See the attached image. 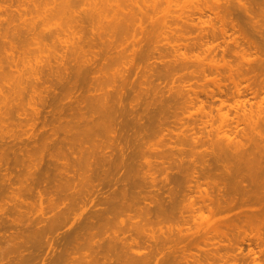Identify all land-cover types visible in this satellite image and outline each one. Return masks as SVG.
Returning <instances> with one entry per match:
<instances>
[{"label": "rangeland", "instance_id": "374dc122", "mask_svg": "<svg viewBox=\"0 0 264 264\" xmlns=\"http://www.w3.org/2000/svg\"><path fill=\"white\" fill-rule=\"evenodd\" d=\"M89 1L91 3V4L88 3L90 6L92 4H94V1L91 2V0H87L84 3L81 1L79 4V7L75 8V9H77L76 10L77 12H76L75 18H74V22H76V23H74L75 24V28L73 30L74 32L71 35L63 36L61 39H56L55 36L59 35V33L61 32V29H62V25L64 23V17L62 15L61 11L60 12L57 11V8L60 10V7H61L60 3L62 2V0H0V30L2 31L0 34V36H1L0 37V112H2V110L6 111L9 108L8 111H6L5 113L3 112L4 114L3 113L0 114V116L3 115L7 118V119H5V117H4V120H3L2 119L3 116L0 117V119H1V123H0V145H2L1 147H3L2 151H0V156L3 155V153H4L3 156L6 158H9L8 159L9 162L7 161L9 163V165L11 163L10 161H12L14 158H16V160L15 161L13 160V162L11 164L12 166H15L16 168L12 167L10 165L13 168V169L10 168V170L11 169L13 170V171L11 170L12 175L14 173L15 177L16 176L19 177V178H17V177L15 178V180L17 182L13 179L15 181L14 187H16V190L11 191L12 188H10L9 190L7 189L8 190V193H7V190L5 188L6 191H4V194L2 195L0 193L1 194L0 195V203H1L0 205L1 206L3 205L2 208L7 207L6 211H5V208L3 209L4 211H2L1 207H0V215L2 213H4V214L8 215V216H6V219L8 221L11 220L10 223L7 222L5 224V226H2V228L0 229V260H1L0 264L1 263L7 264L6 262H8V264H18L19 262H20L19 264H25V263L29 264L28 261L31 262L32 259L34 260L33 254H36V255L39 254V256L41 255L40 257H42V258H43V255L45 257L47 255V257H48V253H46V250H47V252L49 251V253H51L52 251L49 250V247H47V249L45 248L46 247L45 241L48 243L47 240L50 238L56 240L57 245L59 243L61 244L58 246V248H60V246L65 247L66 245H68L69 253L72 251L70 256L68 254V258H69L68 261L66 260L67 263L70 262L69 264H88V263H90V261H89V260H91L90 258H93V254L99 255L100 260H102V258H104L105 256L107 258H113V262H115L113 264H116V262L119 261L118 258H121V259L124 258L125 259V257H127V256L128 257L126 259L127 260L126 263L128 262L129 264H138L139 262H141L142 259H136L137 257H139V256L136 257L137 254L142 255V257H145L146 260H148V258H150L149 259L150 263H148V264H161V263L162 264H164V263L165 264H264V254H263L264 253V249H263L264 246H262V245H264V240L262 242V239L264 238L263 237L264 225L263 224L260 225V223H257L258 224L257 225L253 221H251V223L249 224L250 221L248 222L247 220H245L243 218V216L239 220H237L238 222L235 220H234V222H232L230 220V218L227 216L231 215L233 213L237 214L236 212H238V210H240L237 208L234 210H225V211L224 210L223 211L214 210L215 211L214 212V211L210 210L211 208L209 207V206H212V205H210L211 204L210 203L211 198L209 199V197H212L211 195H215V192H216L215 186H213V185L219 184V182L216 184L215 181H220V184H221V180H222V176H221L222 174L220 176H219V174H218V176L215 175L218 173L217 171L221 172L220 171L221 169H217L218 166L214 165L216 163L212 164L214 162L213 160H215L214 158H212L213 157L212 155L214 154L213 153L214 147L216 145V141H218L220 138L221 139L224 138V136L227 133V130L230 128V126H228L226 124V122L224 121V118H222L220 112H222L224 114L230 113L229 115H231V116L234 115V117H235V115L237 114L236 111L238 110V106L240 103L239 100L246 98V97H247L246 99L249 100L247 103V107L251 108L250 103H252L253 104L252 109L256 112V104L255 103H256V101H258L260 99L261 96H264V89H263L257 95H254L253 92L252 93L246 92L245 93V94H247L246 96L239 97L235 88H234L235 86L232 83L233 80H231L233 78H232V76L228 75V73L230 74V72H228V71L230 70L231 65H232L233 69L232 68L231 69L233 72H231V74H233V77L235 80L239 81V83H242V85H245V84L249 83L248 80H251V77L253 78V75H254V78L252 79L253 81H250V82H251V84L253 83V86L257 85L258 90L261 89V86H260L261 84H259V83L263 82L262 80H264V77L262 78L261 75L264 76L263 75L264 73L262 74L261 71L260 70L258 71V69H256V68L260 69V67L262 66L261 62L259 63L258 59L260 61H262V59H264V9H263L264 8L263 7L264 6L263 5L264 0H123V1H125L123 3V4H125V7H124V5L121 4L122 0H120V2L115 0V1H117V3H120V5L123 6L122 9L125 10V12H124V10L120 11V12L123 13V15L124 14L126 15V13L128 14V11L130 10L128 15H129V17L130 16L133 17V18H131V20L132 19H134V20H133V25H131V27H130L131 30L129 29L128 35L124 34L126 32V31L124 32L125 28H123L121 32H120V26L116 28L118 33H116V35L113 38L108 39L107 43H109V40L111 41L112 39L116 40L117 42L115 43L112 40L111 42H114L113 43L114 45L113 46L109 45L110 49H109V47L106 46L108 44H104V42H103L106 39L102 40V38H109V36L107 34L110 31L108 28V25L110 24V19L108 18V16H107V18L109 20L107 18H105L106 16H102L103 17V18H101L102 21L100 20L101 23L100 22L97 23V21H95L93 19V17L90 15V12H87V10L89 9V8L87 9V7L89 6V5H87V2H89ZM146 4H149L151 6L150 8L153 7V10L149 9V12H151L150 17H149V14L146 16V17H149L150 19L152 18L151 20L149 18H146L145 16H143L145 12L143 13V11H142L141 12L142 14L140 13V11H141L140 8H142L141 6H143V8H144V6ZM115 5H116V3H115ZM249 5L251 6L250 7L251 11H249V12L247 11L245 13L242 6L248 7ZM252 5L255 7H253ZM261 7L263 10H261ZM252 8H254V12H252L253 11ZM256 8H257V10H255ZM84 9H86V10L84 11ZM110 9H111V7L106 8V10H105L106 12H108V15L110 13L113 14V12H115L114 10H110ZM131 10H133V11L131 12ZM239 11H240L241 15H240V13L238 14ZM85 12L89 16L86 17L84 14ZM119 13H118V15L123 17V15L119 14ZM248 13L250 16L248 15ZM103 14L107 15V14H105V12ZM112 14L109 16L111 17ZM247 15L249 17H247ZM252 16H254V17H252ZM143 17L145 19H143ZM244 17L247 19V21ZM251 17L254 19H252ZM250 18H251V21L253 24H255V22H256L255 20H257L255 27H253L254 25L252 26ZM107 21H109V23ZM233 22H235V24H237L238 26L235 27L233 25ZM106 23H107V25H106ZM139 23L143 24V25L141 24L142 28L145 26H147V28L146 27L144 29L140 28ZM239 23H240V25H239ZM99 24H101V26ZM145 24H147V25H145ZM245 24H246V26H245ZM247 24H249V27H247L248 26ZM148 25L150 27H148ZM153 25L155 26V28L153 27ZM1 28H3V29H1ZM102 28H106L104 31L105 32L107 31V32L106 33L103 32ZM154 29H155V33H156V30L158 29L159 34L158 33H156V34H158V36L160 35V37L159 38L157 37L156 40L153 38L155 41L152 43V41H150V40H153L152 37L154 36V34L151 30H154ZM5 30H7L6 32L9 31L7 33V36L8 35L9 36L8 37L6 36L3 38L2 35L3 34L6 35ZM100 30L102 32H100ZM249 31H251V33ZM97 32H98V34H97ZM208 32H210V33H208ZM99 33L100 34L102 33L103 37L101 35H99ZM150 33H152L151 34V35H153L152 37H151V35L150 36L148 35ZM250 34H252V35L250 36ZM98 35H99V37H101V39L98 38ZM149 37H151V39H149ZM246 37H248V38H246ZM249 37L251 38L250 40L252 41V43L249 40ZM6 40H7V42H6ZM146 48H147V50H145ZM197 55L200 56V58H203V59L205 58L204 62H201L203 60L200 61V59H199V57H197ZM224 59H226V60H224ZM210 61H216V62H220V63H223L224 61H226L227 65L229 64L230 67L229 66H228L229 68L227 67L228 68V71L226 70L227 72H225V71L223 72L222 69L220 68V70H221L220 74L219 73L214 74V73H211L209 70H207V68H208L207 63ZM257 61H258V66H260V67L256 66L255 62H257ZM135 62H136V64H135ZM251 62H253V63H251ZM263 62H262V64H263ZM252 64H254L256 66V68H254V65H252ZM227 65H225V66H227ZM246 66L249 67L250 69L253 68L252 69L253 71L250 70V73H249V70ZM250 66H253V67H250ZM37 67H38V69H40V67H42L40 69L42 71L38 70ZM44 67H45V69H44ZM200 67L202 69H203V67H204V69L206 67L207 68H206V70H204V69L202 70ZM34 68L36 71L34 70ZM63 68H64L65 72H67V74H65V72L63 71ZM222 68H224V66ZM261 68H263V67H261ZM224 69H226V67ZM57 70L58 71L61 70L58 73L61 74V72H63V74H61V75L58 74ZM194 70L195 71L199 70V72L197 74L193 73ZM247 70H248V72H246ZM34 71H35V73H34ZM38 71L40 72V74L38 73L39 76L45 75L41 79V80H43L42 82H44V83L39 84V82H41V81H38L36 78ZM53 71H55L56 73L55 72L53 73ZM262 71L264 72L263 69H262ZM41 72L42 73L44 72V73L41 74ZM52 73L55 75L56 74L59 75V76L56 75L57 79H56V77H54L55 75H53ZM248 73L251 75H249ZM33 74H35L36 76ZM193 74L195 76L197 75V77H195ZM225 74L228 75L230 79ZM64 75L70 76L69 79L67 76L65 78ZM31 76L32 77L34 76L33 77L34 79L36 78L35 83L32 80H30L32 78ZM46 76H48V78ZM60 76H62V77H60ZM214 76L218 77L219 80L222 82V84L224 86L223 89L228 90V88H229V90L226 92L228 94V96H223V97L227 98V100H226L227 104L225 106L220 105L219 94H218V92H216V91H218L217 86L212 82V78ZM22 77H24V81H26L25 83H21V81H23ZM26 77H29V78H26ZM44 77H45L46 81H44L45 80ZM51 77H52V79H51ZM58 77H60L61 80ZM246 77L248 80H246ZM25 78H26V80H25ZM27 79L30 80V83L32 84V86H31V84L30 85L27 84ZM62 79L64 80V83H65L64 85H63ZM254 79L256 80L257 84L254 81ZM51 80H52V82H51ZM123 80H124V82H123ZM57 81H58V85L56 84ZM60 81H62V82H60ZM125 81H127V82H125ZM258 81H260V82H258ZM67 82H68V84H67ZM73 82H74V84H77V86H74V85L72 86ZM150 82H151V84H150ZM52 83H54L53 86H52ZM66 84H67V86H66ZM123 84H125V85H123ZM126 84H128V85H126ZM49 85H51L54 88V91H57V92H55V95H53V89H51L52 87ZM68 85L69 86L71 85L72 87H76V88L75 89L71 88L72 90H70ZM262 85H263V83H262ZM25 86L27 87L26 90H25V88H26ZM45 86H47L46 87L47 89L48 88L50 89V90L48 89V91H46L48 93H46L44 91ZM54 86L56 87V90H55ZM23 88L25 91L23 90ZM118 88H120L121 90ZM140 88H141V90H140ZM231 88H234V89L231 90ZM128 89L131 91L133 90V92L129 91ZM145 89H147V90L150 89V91L155 90L154 95H157L158 92H160L157 96H155L157 99L155 97H153V99H154L153 101H152V97L149 96V97H151L150 101H152L151 102L152 104H149L150 101L148 103H146V101H148L149 99H147V100H145V99L148 98V95L150 93L152 94L153 92L151 91L149 93ZM108 90H109V92H112L111 96L115 95L113 92H116V91L119 93L120 92L123 93V94L120 93L121 97L120 96H118V97L113 96V97L114 98L117 97V99L116 98L115 99L118 101V106L120 104H122V106H124L123 105V103H124L126 106L125 109H127V110L130 109L128 111H129V115L131 116V118L133 115L134 116L137 115L136 117H138V118L140 117V120L142 118L143 121L141 120V122L144 124H141V125H144V126H142L143 127L142 128V127H140L141 126L140 125V126H138V128L140 127L141 129H144L148 124L150 125V122L151 121L153 122L155 116H156L155 119H156V122L158 123V125H159L160 120H162V119H160L161 117H163L164 119L166 118V121L162 120L163 123L162 124L160 123V126L163 127V129L159 128V126H158L160 131L162 129L161 132H163V135L161 133L159 134L157 132V134H159V135L156 136V133H153V131L156 132V129H158V128H156L157 126L155 125L156 122H154L155 127H154L153 131L149 130V132H147L149 137H150V138L149 137L148 138L152 140V141L150 140L152 145L155 146V145H158V143H159V145L155 146V148L157 147L159 149H162L161 151L163 153V156L161 153H158V155L162 156V157L159 156L160 158L157 157V153H156L158 151L157 149H155L153 146H152L153 148L146 146V143H147V141L149 142V139L146 141V139L143 136L145 135V137L147 138L148 135L145 133L142 134L143 130L141 131V129L139 128L140 132H138V131L137 132L140 133V135L142 134V137L145 140L141 139L140 135H139V137L142 141H144V142L146 141V143L144 144V142L142 143V141H141V143L138 142V141H140V139L138 138V134H137V137H134V132L136 131L137 128L134 127V130H133V126H131L132 124L131 125L129 124L132 127L131 128L132 130H129V133H131V134L133 133V137H134V142L133 141L130 142L131 148L133 147L132 143H134V144L140 143L141 147L143 146L145 149L148 148L147 151L148 150L152 151L151 149L156 150V151H153V153H155L156 155L150 156L148 154V156H147V157H149V159L151 158L150 159L151 163L155 164V165L153 164V166L155 168L153 166L149 167L148 166L149 163L147 164V166L150 168L151 171H149V168L147 169V166L145 163L147 161L150 162V160H148V158H146V157H144V158H146V160H144L143 156H139V155H144V154H140V153L141 152L143 153V151H145V149L143 148V151H140V149H142L140 147V145L138 146V144H137L138 148H136L135 147L136 145L133 144L134 147L137 149V150L135 149L136 154H135V150H134L135 155H133L132 149H134V147L132 149L130 147H128L129 146L128 145L129 144L128 139L132 138V136L129 137L131 134H129V135L126 134L127 139H126V137H124L125 136L124 132L126 131L125 128L127 127V125H126V127H123L124 130L123 129L115 130V128H113L114 125H116V123H117V125L119 124L118 123L119 121L118 122L116 121V116L118 114L117 110H115L116 111V114L114 115L115 120H113L114 125L111 122L112 127L111 126L110 127L112 130L114 129V131H116L115 132L116 134L121 133L122 134L121 136L124 139H126L123 142V143H125L127 141L126 142L127 146L126 147L124 146V148L128 149V151L126 149V153H129L130 150H132L131 151L132 155L136 156L140 152L139 155H137V157H136L140 161L137 160L136 158H134L138 161V163H136V164L139 165V168L137 167V165L134 164L135 162H137L135 160L134 163H132V164H134V166L137 167L136 169H134L135 171L133 169H132L133 172L130 169L128 170L127 166H129V165H127V164H129L128 162L133 160L131 158V156H132L131 154H130L131 156L129 155L130 161L128 160V162H126L127 166L125 165V162L123 163L125 165V167L123 164H122L123 165L122 167L118 166L121 163H118L120 160L117 161L115 159L116 158L115 155H119V153H118L119 148H117V147L118 146L123 147L122 145H124V144L119 143L122 140L119 139L120 136H119V138H117L118 136L116 137V134H114L116 141H112V139L114 137L111 134H110L111 135L110 138H112V137L113 138L110 140L112 142H118L119 141L117 143L119 145L116 144L117 146L115 147V149H117V150H116V152L113 153L114 155L112 154L113 156L108 154V152L111 153L110 150L115 151L114 150L115 145L114 146L112 145L113 143L111 141H109V138H108L109 135H107V132H108L107 128L108 127H104V128H106V131L104 132L103 126H101V127L98 126L99 127L98 133H99V135L101 134L100 136L95 135V134H91V133L90 134L95 135L94 137L97 136L100 139L102 138V142L104 140V143L106 144L105 146L109 145L108 141L111 142V145L113 147L112 148L109 147V148H111L110 150L108 147H107L108 149L106 148L107 149L106 151H108L107 154L105 152L103 153V150H105V149H103L104 147L103 148L101 147L102 150H98V149H100V147H99L97 149V151H95L96 153L93 152L94 149L96 150V148L92 147L91 149H92L93 155L91 154L92 155L91 156L90 154H86V153H89V152H86V150H87L86 148H88L87 147L88 145H89V148H90L91 144L95 145V147L98 144H99L98 146H100L101 140L98 141L97 139H94L92 137L93 139L92 138L90 139L91 143H88L89 138L87 135H89V137H90V134L86 135V132L83 131L84 128H85L84 130H86V127H84V125H85L84 122H86L88 119H90L89 117L92 118V116H90V115H94V117H97V115H98V118L99 117H100V119L102 118L103 115L99 116V114H101L100 112H98V114H96L97 111H94L96 113L93 112L92 106H93V103H94V105H96L97 104L96 102H98V101H96L95 97H97V95L99 96V94L104 95V93L105 92L107 93ZM191 90L192 91L195 90L200 96L199 101L196 103L193 102L194 97L196 95ZM9 91L11 92V94ZM49 91H52V93ZM143 91L144 92L147 91V93L145 92L147 94V96ZM162 91L165 93H163ZM41 92L43 93V95ZM109 92L107 94L105 93L106 96L108 95V97L110 95ZM212 92L216 93L215 97L209 98L208 94H210ZM39 93H41V94H39ZM45 93H46V95H45ZM119 93H118V95H119ZM133 93H134V95H133ZM48 94L51 96V98H49V100L47 99V101H46L45 96H47ZM160 94H161L160 100L164 99V97L162 98V96H165L166 100L168 99L167 100L168 102H169V100L172 99L171 97L173 96L171 103H169L170 107L163 106L162 104L165 105V102L163 100L161 102H160V100H158ZM41 95L44 96V98H45V100H43V101L48 102V103H44L43 101L41 102V99H42ZM135 95H137V96H135ZM52 96H53V98H52ZM54 96L57 97V100H59V103L57 100L56 101L52 100V99H54ZM111 96L109 98L111 101L110 103H113L112 101H114V100L111 99ZM123 96H124V98H123ZM167 96H168V98H167ZM6 97L9 99L11 98L12 100L7 99ZM93 97L95 99L94 101H92ZM121 98L123 99L124 102L121 100ZM143 98H144V100H143ZM169 98H171V99H169ZM116 100L114 101V104L116 103V105H117ZM4 101H6L8 103L6 104V102H4ZM52 101H54L53 103H55V102H57V103L53 104V103H51ZM167 101H166V106L168 104ZM62 103L64 105H62ZM145 103L151 105V106H149L150 110L156 109V111H158L160 108V109H162V110H160L162 112L164 109L162 114H161V112L157 113V114H159L158 115L159 122L157 119V114L156 115H155V113L153 114V112H155V111H151V114H152L151 115L150 112L147 111L148 108L147 109L145 108L146 107ZM3 104L6 107L4 108V106H3V109H2L1 106ZM8 104H10V105H8ZM160 104L162 105V107L160 106ZM116 105H115V107H116ZM201 105L205 106L204 107L205 112H207L208 114H209V112L211 113L209 116L207 113H204V111H203V114L199 113V111L197 113L195 112V111H197V109ZM37 106L39 107V109L37 108ZM53 106H54V109H53ZM60 106H63V108L66 107V110L63 108L61 109V111L62 110H64V111H62L63 113H59V115L62 114L59 119H58V116H56L58 120H56V122H55L54 119L56 117L53 118L54 117L53 112L56 111V114H58L56 109L59 108ZM33 107H36V108H33ZM119 107L117 109H119ZM121 107L119 109L120 112L118 115H121V114L123 115V113H124L123 111L125 109L124 108L122 109ZM220 107H223L222 110L219 109ZM40 108H41V110H40ZM157 108H158V110H157ZM36 109L38 111H36ZM90 109H92V111L90 112L92 114L88 113V110H90ZM121 109L123 110L122 112H121ZM144 109H145V112H144ZM188 109H191L192 112L194 111L195 115L191 116V110L189 111ZM33 110L35 111V113L37 112L36 115H34L35 113L33 114ZM52 110H54V111L52 112L53 114L51 113L53 115V116L51 115V119L56 124L52 120L51 121L53 122L55 127L52 126L53 125L52 123H51L52 127L50 125L43 127V125L46 124V122H44L45 121L44 118L47 116L46 120L48 122V119H49L48 117L50 116V111H52ZM127 110H125V112ZM58 111L61 112L59 109H58ZM128 111L126 112V114L128 113ZM130 111L132 112V114L134 111L135 114L132 115L130 113ZM146 111H147V113H146ZM9 112H10V114H7L8 116H6V113H9ZM39 112H40V119L39 118L37 119V115L39 114ZM19 114H20V117H19ZM126 114H125V116H126ZM148 114L151 115V121L149 119H147V118H150V116ZM205 114H207V116ZM30 115H34L35 118L37 119V121H36V119H34V120H31L29 122L27 119H29ZM129 115L126 117H129ZM160 115H163V116H160ZM125 116L124 115L119 116L118 120H120V118H122L121 119V121H122L123 119L126 118ZM146 116H147V118H146ZM21 117H22L21 120H23V121L20 122L19 119ZM23 117H25V118H23ZM123 117H125V118H123ZM85 118H88V119L85 120ZM103 118L102 119L105 120L104 116H103ZM106 118H107V116H106ZM129 118L125 119L124 121H126V120L130 121ZM102 119H101V121L99 120L100 125H101ZM38 120H40V121L43 120L44 123H41ZM90 120H88L89 123H90ZM107 120H108V122H110V120L108 118H107ZM133 120L138 121L139 119L136 120L133 117ZM146 120H148L150 122L147 121V123L145 125ZM203 120L204 121L206 120V121L202 122ZM27 121L29 123H27ZM32 121L37 122V123L34 122L35 125L33 128L31 126V124L33 123ZM88 121L86 122L85 126H87L89 124ZM68 122H69V124H68ZM108 122H107V125L105 124L106 126H109ZM141 122H137V124L139 125ZM48 123H50V119H49ZM132 123L134 124L136 122H132ZM203 123H207V125L203 124ZM137 124H135V125H137ZM260 124L261 123L258 122L256 117H249L248 119H244L241 121L240 127H242L245 130V132H247L249 129H252V130L257 129L258 130ZM102 125H104V124H102ZM121 125H122V123L120 124V126ZM123 125H125V124L123 123ZM152 125H153V123H152ZM118 126L116 127V129L121 128L120 126H119L120 128H118ZM110 127H109V130H110ZM148 127L149 126H147V128ZM151 127L152 126H150V129L153 128V127L152 128ZM253 127H255V129H253ZM128 128H129V126H128ZM128 128H127V131H128ZM147 128H145V129H147ZM139 129H137V130H139ZM30 130L33 131L34 134H32V132ZM78 130H80L79 132L81 134L79 133L76 135V131L78 133ZM112 130H110V132H108V134L111 133ZM53 131L55 132V134H53L54 133ZM96 131H97V129H96ZM127 131H126V133H128ZM151 132H152V134L150 135L149 133H151ZM230 132H233V131H230ZM31 134L34 136V137L32 136L33 139L30 136ZM51 134H52V136H51ZM119 134H117V135H119ZM242 134L241 135L238 134V135H236L237 136L236 137L232 133V135L230 134V136H232V137L235 136L236 138H238V136H240V138H241ZM3 136H5V137H3ZM29 136L33 140L32 142H31V139L29 138ZM48 137H49V139H48ZM3 138H6L5 141L3 140ZM106 138H108V141L106 140ZM115 138H114V140H115ZM136 138H138L139 140ZM27 139H29L30 141ZM53 140H55V141H53ZM56 140H58L59 142ZM72 140H76V142H74ZM93 140H95V142H92ZM2 141H4L3 142L4 145L1 143ZM6 141L8 142V144L7 143L5 144ZM97 141L100 143L97 144ZM29 142H31V144H33L34 146L31 145ZM45 142H47V143H45ZM52 142H54V144ZM72 142H73V145L70 146V143H72ZM151 143L149 145H151ZM59 144H60V146H57ZM142 144H144L145 146ZM162 144H164V145H162ZM7 145H8V147L10 146V148H8ZM30 145H31V147H30ZM75 145H76V147L80 146L81 148L79 147V149L78 148L76 149ZM161 145H162V147H161ZM67 146H69L68 147L69 149L67 148ZM19 147H21V148H19ZM62 147L63 148L66 147V148H64V151H62L63 150ZM70 147L72 148L71 151H70ZM17 148L20 150H18ZM26 148L30 149V152L33 149L31 152V155L28 152L29 150H27L29 155H28V153L25 154L26 152H24L23 149H26ZM149 148H151V149H149ZM5 149H7V152ZM54 149H56V150H54ZM8 150L10 151V154H7V153H9ZM13 150H14V156H13L14 158L12 157ZM15 150H17L16 151L17 154L15 153ZM34 150H35V152H34ZM57 150H59V151H57ZM163 150H165V152L167 154H164ZM19 151L21 153H18ZM98 151H100V152L102 151L103 157L101 155L98 156L99 154H102L100 152L97 155ZM137 151H138V153H137ZM22 152H23V154H25V156H23ZM207 153H209L210 155L208 154L209 155L208 156ZM18 154L23 156L24 159L22 157L20 159L19 158L20 155L18 156ZM104 154L108 155V156L109 155L112 156L113 160H112V158H111V160L115 164L110 161V158L108 156L105 158ZM7 155H10L13 159L11 157H8ZM95 155H97L99 158L101 157L102 159L101 158L99 159L98 157H96L97 159H99L97 162ZM145 155H147V153ZM3 156H2V158H3ZM29 156H30V158H29ZM88 156H91L90 157L91 159H89ZM120 156L123 157L121 154L119 155V157ZM125 156L127 157L128 155L126 154ZM92 157L94 159L93 161L95 164H93L91 161ZM121 157L119 159H121ZM18 158H19L18 163H21L19 165L16 162L18 160ZM33 158H35V159H33ZM103 158L106 159V160L104 159L106 161V164H107V162H108V164L110 162V163H112V165L110 164L111 166L110 165L108 166V165L104 164L105 161L103 163ZM156 158H159V159H156ZM22 159L24 160L23 164L21 161ZM30 159H32V161ZM95 160L97 163L95 162ZM100 160H102V163L107 167V170H110L113 167V165H116V163L118 165H116L115 167H118V169H116L114 167L115 170L112 168L113 172L111 171L113 173V174L111 173L112 175L110 174V171L108 172L111 176L109 174L107 176H104L102 174L104 173L106 175L107 172H106V168H103V170L105 169V171H103L102 167H99L100 162H101ZM52 161L55 163L57 161V163L52 164L53 163ZM69 161L71 164L70 169L68 168L70 166V164H66ZM87 161H88V164H87ZM223 161H224L223 162V164H224L227 160H223ZM31 162H33V163L39 162L42 164L45 163L46 165L43 164L44 166L43 165L42 166L44 169L46 166V173L48 172L49 175H50L51 169L49 168V170H47V168L52 167L54 169V168L60 166V162H61V164H63L65 162L63 164V167L66 164L65 167H67V168H65V169L71 170V168H73V169H76L78 171L77 172L76 170L72 169L73 170V174H72L73 176H71V177L74 178V176L75 177L77 176L75 179H72L71 177L66 176L67 178L69 177L70 181L74 180V183H72V181H71V183L73 184V186H72V184L70 185V183L69 184L67 183V179L64 176V173H65V175H68L69 173H72V172L71 171L69 172V170H68V172H67V170L61 171V169L63 168L62 165H61V167H62L61 169L58 168V173H59V171H60V173L64 172L63 176H62L64 178V180H62V181H64L65 184H68L71 187L67 186L68 188H65V184H64V185H61V187H62L61 189H63V188H65V189L60 190L59 189L60 187L57 188L55 186L57 189H59L58 190L59 193L57 192V194H59V195L56 194L55 197L59 198V196L62 195V192H63V197L64 196L66 197L68 195L66 198V200L68 199L67 201H70V199H71L70 197L74 196V194L77 195V197L75 196L77 199L78 198L80 199L79 195L82 196V194H84V192L85 193H88L89 191L91 192L90 189H93V188H91L92 186H90V184L88 185V183L85 182V176H83L84 177V179H83L82 175L84 174V172L87 173L88 175L91 173V171L89 173V168H88L89 165H90V168H92V166H93V168L95 166H96L95 168H97V166L99 165L98 167L101 168V170L103 172L100 173L101 172V170H100V172H99L100 177L95 176V178L96 177H98L96 179L100 178V180H98V183H100L99 181H101L102 185L100 183V186L104 185L103 187H105V188L102 187L103 188L102 189L98 185V189H99L98 192H99V194H101L102 199L104 198V200H103L104 202L102 204L101 203L102 199H101V197H99L100 201H98V202H100V203H98L97 205L95 204V202L97 203L96 200H97L99 195L97 196L96 194L98 192H97V190H94L95 192L94 193L91 192L92 195H89V196L91 198L93 197V199H95L97 196V198L95 199V202L91 200L85 205V207L88 208V210H87L88 212L91 209L90 207L93 204V202H94L96 208L94 206V209H93V205H92V210H91L92 212H93V210H95V211L98 210L100 207H101L100 209L103 208V210L105 212L103 211L104 214H102V211H101V213L99 214L100 217L98 216L97 213L95 214V211H94V214L97 216H94V217H93L94 214L91 211L89 212V214H91V215H89L88 213L85 214V216L88 215L86 217L92 216L94 219H95V217H96V219L99 217L98 218L99 220L97 219L98 222L96 220L92 219V217H91L92 222L90 220V222L88 223L89 224L88 227L91 226L90 227L91 229L88 228L87 232L85 229V232H84V228H87V226L86 227H80V226H83V223L85 221H82L83 222L82 225H81V223H79L82 220V217H80L81 219L79 218V213H81V210H83V206H80V205L83 203H81V201L79 199L77 200L76 198L74 199L73 197H72L73 200H71V202L75 203V201L77 200L78 202L80 201V205H78L79 203L75 204L74 209H77V210L76 211L74 210L73 212H76V213L75 214L71 213V219L68 222H65V221H64V223L61 222V220L59 218V211L60 210L57 209L58 207H56L54 209L50 208V206L48 207L46 205V204H48V202L46 200H45L46 202L44 201L45 202L44 205L47 206L48 209L45 207L46 212L43 211L44 212L43 214H45V215H43L41 213L42 209L40 207V199H39L38 195H36V197H34V199L36 198L35 199L36 201L32 200L33 197L31 196V194L33 195V192H35V191H33V192L32 191L30 192V190L27 191V189H29L28 188L29 183L31 182V177H29L31 175V173H30L31 170L29 168L30 164H32ZM209 162L210 163L212 162V163L210 164ZM220 162L221 161L218 160L217 163L220 165ZM14 163H16L18 166L14 165ZM58 163H59V165H58ZM89 163H92V164H89ZM205 163L206 164L209 163L210 166L212 165L211 166L212 168H213V166H215V168L217 169L216 171H214L215 170V168H214L211 171V172H213V171L217 172V173L213 174V176L215 175L213 178L214 180H211L212 176L211 177L209 176L210 174L212 175V173L203 174V173H205L204 171H206V169H207V171L209 169V167L207 168L206 166L203 165ZM50 164L54 165V167L51 166ZM103 164H102V166H104ZM152 164H149V165H152ZM26 165L28 166V170H27ZM47 165H49V166H47ZM202 165H203V167H202ZM221 165H222V162H221ZM221 165H220V168L223 169L224 165H223V167H221ZM134 166L132 165L130 167L133 168ZM199 166H201L202 169H204L205 167L206 168L203 171L201 168H198ZM142 167H144V168H142ZM17 168H19V169H17ZM119 168H120V170H119ZM197 168L199 170L201 169L203 171V173L202 172L199 173ZM16 169H17V172H16ZM65 169L63 168L62 170H65ZM153 169H155V170H153ZM29 170H30V172H29ZM56 170H57V168H56ZM80 170L82 171L83 174L80 173L81 172ZM126 170L129 171L127 174H129L130 172L134 173V174H132V176L127 175L126 172L123 174V172ZM136 170H138L140 173ZM114 171H115V173H114ZM142 171H143V173H142ZM148 171L151 173L153 172V173L149 174ZM223 171H224V169L222 170V172ZM33 172L34 171H32V174L35 175V173H33ZM135 172H136V174H135ZM137 172H138V174H137ZM154 172H155V175H154ZM209 172H210V169H209ZM18 173H19V176H18ZM52 173L53 172H51V174ZM58 173H57V171H56V173L54 171L53 174L54 175L56 174L55 175V177H56L58 175ZM66 173H68V174H66ZM145 173L148 175H146ZM78 174L79 175L82 174V175L78 176ZM114 174H116V175H114ZM125 174L128 176V178L131 176L132 180L129 178L130 183H129L128 178H126L128 183H126L125 177L122 178V176ZM14 175H13V177H14ZM84 175H86V174H84ZM172 175H174V176H172ZM101 176H103L105 178H103ZM135 176H137V178ZM149 176L150 177L152 176L151 177L152 179ZM169 176H171V178L176 177L177 180L176 179L171 180V178ZM224 176H226V175H224ZM20 177L23 178V180ZM58 177H59V175H58ZM106 177H108V178H106ZM118 177H121V178H118ZM0 178H1V176H0ZM49 178H51V175ZM63 178H61V175H60V179H63ZM95 178H91V179L94 182H96L97 180L95 181ZM142 178H143V180H142ZM167 178H169V180ZM17 179H21L22 181H24V180L25 181H24V183H22V181L17 180ZM52 179H56V181L54 180L55 182L59 181V179L57 177L56 178L52 177ZM102 179H104V180H102ZM153 179H154V181H153ZM225 179H227V178L225 177L223 180L225 181ZM26 180L28 183L26 182ZM80 180L81 181L84 180V181L81 182ZM105 180H107V182L109 181V183L106 184L107 183L106 182L103 184V181L105 182ZM122 180H124L126 185L129 184L128 187L131 186V187H129V191L130 190L131 191L129 192V194H130L129 197L127 195L126 198L124 197V199H123V201L129 200L128 203H126V205H128V204L129 205L125 206V201H124V206L120 207L117 204L122 203L120 205H123V202L121 201L122 198L120 197L122 195L120 194L119 197L121 199H119V197H118L119 192L117 194L114 191L117 190V187H124L125 186V184H124V182H122ZM18 181H19V184H18ZM54 181H52L50 183V185L51 184H53V185L57 184ZM62 181H61V183L63 184L64 182H62ZM70 181H68V182H70ZM136 182L138 184H135ZM167 182H169V183L173 182V184L172 183L169 184ZM21 183H22V185L24 184L23 187H25V185H26V187H25L26 190H24V193H22V195L25 194L26 196L23 195L20 198L19 196L16 195L17 193L15 194V191H17V188H18L17 186L18 185L20 186ZM61 183H59V184H61ZM79 183H81V184H79ZM122 183L124 185H122ZM139 183H140V185H139ZM78 184H79V186H78ZM119 184L122 186H120ZM134 184H135V187H134ZM164 184H165V186H164ZM176 184H178V185L176 186ZM147 185L150 187H148ZM172 185L173 186L175 185L176 187H178L177 188L178 198L175 196L176 192L173 189H171L173 187ZM211 185H212V187H214L213 189H212ZM39 186H40V184H39ZM43 186H44V183L42 182L41 187H43ZM81 186H85V187H81ZM41 187H39V188L41 189ZM88 188H90V189H89V191L87 190V192H86L85 190ZM131 188L135 189V190H132ZM104 189L107 190L108 192L110 191L109 192L110 194L113 193V195L111 194L112 196H114V193H115V195H117L116 197H118V199H116L117 202H115V200L113 202H110L111 200L106 201L105 197H103V196L105 194H107V191H105ZM111 189H112V191L113 190L114 191L111 192ZM118 189H121V188H118ZM169 189H171V190H169ZM174 189L176 190V188H174ZM178 189H179V191H178ZM2 190H3V188H2ZM42 190H43V188H42ZM102 190H103V193H102ZM144 190H145V192H143ZM148 190L150 192L151 191H153V192H151V194H150V192ZM172 190L174 193L172 192ZM205 190L206 191L208 190V194L206 193ZM211 190L212 191L214 190L215 192L214 191L211 192ZM60 191H62L61 194H60ZM5 192H6V195L8 197L5 195ZM27 192H29V193H27ZM77 193H79V194H77ZM109 193L106 196L110 195ZM132 193H134V195ZM172 193L176 197L174 199L175 200L178 199L177 203L174 199H172L174 201L169 199L170 196H171V198H173ZM35 194L36 193H34L33 196H35ZM152 194H153V196H152ZM4 195H5V197H4ZM15 195H16V198H15ZM28 195L30 197H28ZM69 195H70V197H69ZM148 195H150V196H148ZM136 196H137V198H136ZM11 197H13V199ZM143 197H144V200H143ZM145 197H149V198H145ZM30 198H31V200H30ZM20 199H22L23 201H21ZM24 199H26V200H24ZM167 199H168V201L171 200V203L169 202L170 204H172V202H174L175 206H172L170 208L171 205L169 203L166 205V203L168 202ZM66 200H64V201L62 200L61 205L64 206V203ZM118 200H120V201L118 202ZM161 200H163V201H161ZM20 201H21V203H20ZM57 201H58V199H57ZM71 202H69V203H71ZM105 202H107V203L109 202L110 204L112 203L111 205H113L114 202L117 204L113 205L114 209L109 208L112 210L111 211L107 208V206H110V205H107V206L104 205ZM22 203H23V205H22ZM14 204L17 206L16 209H15L16 206ZM58 204L60 205L59 201H58ZM176 204H177V206H176ZM25 205H27V206H25ZM30 205H32V206H30ZM61 205L59 207H61ZM77 205H78V207L80 206L81 208H78V207L75 208ZM163 205H165V206H163ZM63 206L61 207V209H63ZM104 206H106V209H108L109 211L106 210L104 208ZM114 206H116L117 208L120 207V209H117ZM145 207L149 209V210L147 209L146 213H144L146 210L142 211L143 209H145ZM166 207H168V208H166ZM173 207H174V209H173ZM155 208H156V210H154ZM164 208H165V210H164ZM122 209L126 210V211H122ZM7 210H9V211L7 212ZM50 210H52V211H50ZM110 211H111V213H110ZM148 211H150V213ZM55 212H56V214H55ZM40 213H41V216H40ZM126 213H128V214H126ZM237 215H233V216L231 215L230 217L235 218V217H237ZM17 216H19L20 219ZM73 216H75L77 218L75 219V217H73ZM129 216H130V219H129ZM14 217H16V218H14ZM121 217L123 220L121 219ZM226 218L227 219L229 218V220L232 223L230 221H228ZM83 219H84V217H83ZM85 219H87V218H85ZM52 220L54 222L56 220L55 224ZM93 220L95 221L96 225L93 224V222H94ZM221 220H223L225 222H222ZM12 221H14V222H12ZM39 221H40V223H39ZM227 221L229 224L231 223L232 226L236 222L234 224L235 227L230 226L231 224L228 225V223H226ZM242 221H244V222H242ZM75 222H78V226L81 228V229L78 228V230H80V232H78V230L74 229L75 228L74 226L77 225V223H75ZM252 222L254 223V225ZM45 223H46V225H45ZM119 223H120V225H119ZM242 223L245 227L243 225H241ZM73 224H74V226H73ZM84 225H85V223H84ZM125 225H126L127 229H126ZM226 225H228V227H226ZM246 225H247V227H246ZM34 226H35V228H34ZM92 226H93V229H92ZM261 226L263 228H261ZM72 228H73V230H72ZM128 228H131V229H128ZM258 228H260V229H258ZM45 229H47V231H45ZM70 229L72 230V233L74 230H76L78 232V234L71 235V238L63 237V236H65L64 235L65 231L70 230ZM81 231L84 233H82ZM93 231H94V233H92ZM122 231H123V233H122ZM245 231H247V232H245ZM66 232H68V231H66ZM62 233H63V236H62ZM79 233L80 234L82 233V235H80ZM74 235H77V238ZM125 237H126V239H125ZM258 237L261 239H258ZM118 238H121V239L119 240ZM123 238L125 239V241ZM120 241H122V242H120ZM136 241H137V243L141 242V244H139V243L137 244ZM254 241H255V243H254ZM117 242H119V243L117 244ZM260 242L262 243V245ZM104 243H105V245H104ZM121 243H123L122 248L120 247ZM129 243H131V244H129ZM44 244H45V246H44ZM112 244H114L115 246ZM131 245H132V247H131ZM20 246H22V247H20ZM47 246H48V244H47ZM105 246L106 247L108 246L107 248H109V249H105ZM124 246L125 247L127 246V247L124 248ZM151 246H152V248H151ZM95 247L96 248L98 247L96 249L97 250L96 252H95ZM139 247H142L141 250ZM254 247H256V248H254ZM20 248H21V251L18 250ZM155 248L158 250H156ZM253 248H254V251H252ZM261 248L263 249L262 251H261ZM44 249H46V250L44 251ZM77 250H79V251H77ZM80 250H82V251L80 252ZM126 250L129 251L130 256H129V254L126 256V254L128 253ZM101 251H103V252H101ZM42 252H43V254H42ZM112 252H113V254H112ZM99 253H101V254H99ZM114 253H116V254L114 255ZM20 254H21V256H20ZM79 254H80V256H79ZM131 254H132V256H135V258H132ZM31 256H32V258H31ZM90 256H92V257H90ZM146 256H148V258ZM26 258H28V259L31 258V259L28 260ZM37 258L38 257H36L35 260L33 261V263L32 262L31 263L36 264V262L38 261V260H36ZM42 258L39 259V261L44 260ZM133 259H136L139 262H137L136 260L133 261ZM169 259H171V260H169ZM24 260H26V261H24ZM63 260L64 259L60 260V263ZM165 260H167L168 262L167 261L164 262ZM73 261H75L76 263H74ZM45 262L46 261H44V263ZM64 262H65V260L63 261L62 264H66ZM44 263L40 262V264H44ZM144 263H145V261H144ZM37 264H39V263L37 262ZM141 264H142V262H141Z\"/></svg>", "mask_w": 264, "mask_h": 264}, {"label": "bare ground", "instance_id": "6f19581e", "mask_svg": "<svg viewBox=\"0 0 264 264\" xmlns=\"http://www.w3.org/2000/svg\"><path fill=\"white\" fill-rule=\"evenodd\" d=\"M81 1L84 3V2H86L87 0H86V1H85V0H62V2L60 3V6H61V7H60V10L57 8V11H59V12L61 11V13H62V15H63V17H64V23H63V25H62V29H61V32L59 33V35L55 36L56 39H61L63 36L71 35V34L74 32V31H73L74 28H75V24H74V23H76V22H74V18H75V14H76V12H77V11H76L77 9H75V8L79 7V4H80ZM93 1H94V4H92L91 6L88 4V3H90V1L87 2V5L90 6V7H89V6L87 7V9L89 8V9L87 10V12H90V15L93 17V19H94L95 21H97V23L100 22L101 18H103L102 16H106L105 18H107V16H108V18L110 19V24H109L110 26L108 25V28H109L110 31H109L108 34H107V35L109 36V38H102V40H103V39H106V40L103 41V42H104V44H108V45H106L107 47H109V45H110V46H113V45H114L113 43H114V42H115V43L117 42L116 40L112 39L114 42H111L112 40H111V41L109 40V43H110V44L107 43V42H108V39L113 38V37L116 35V33H118V31H117L116 28L120 26V32L122 31L123 28H125V29H124V32H125V31H126V32H125V33L123 32V33L126 34V35H128V34H129V29H130L131 25H133V20H134V19L131 20V18H133V17H131V16L129 17V15H128L130 10L128 11V14H127V13H126V15L124 14L125 16L123 15V13L120 12V11H123V10H124V9H122L123 6H121L120 3H117V1L120 2V0H117V1H115V0H114V1H113V0H98V1H97V0H96V1H95V0H91V2H93ZM122 1H123V0H122ZM122 1H121V4L124 5V7H125V4H123L125 1H123V2H122ZM83 3H82V4H83ZM115 3H116V5H115ZM90 4H91V3H90ZM114 5H115V6H114ZM245 5H246V4H245ZM260 5H261V4H260ZM263 5H264V4H263ZM108 6H109V7H108ZM252 6H253V5H252ZM261 6H262V5H261ZM110 7H111L110 10H114V11H115V12H113V14L109 12V13H110L109 15L112 14L111 17L108 15V12L105 11L106 8H110ZM141 7H142V8H140V10H141L140 13L143 11V13L145 12L143 16L146 17V16L149 14V17H150V13H151V12H149V9H150V10H151V9L153 10V7L150 8L151 6H150L149 4H146V5L144 6V8H143V6H141ZM250 7H251L250 5H249L248 7H247V6H242V8L244 9L245 13H246L247 11H248V12L251 11V8H250ZM253 7H255V6H253ZM263 7H264V6H263ZM114 8H115L116 10H115ZM252 9H253L252 12H254V8H252ZM263 9H264V8H263ZM263 9H262V7H261V10H263ZM85 10H86V9H84V11H85ZM238 10H239V9H238ZM255 10H257V8H256ZM259 10H260V9H259ZM118 11H119L120 13H119ZM132 11H133V10H131V12H132ZM147 11H148L149 13H148ZM104 12H105V14H107V15H104V14H103ZM111 12H112V11H111ZM124 12H125V10H124ZM131 12H130V13H131ZM241 12H242V11H241ZM255 12H256V11H255ZM118 13H119V14H122L123 17L120 16V15H118ZM133 13H134V12H133ZM133 13H132V14H133ZM232 13H233V12H232ZM239 13H240V11L238 12V14H239ZM243 13H244V12H243ZM256 13H257V12H256ZM84 14H85L86 17L89 16V15L86 14V12H85ZM141 14H142V13H141ZM250 14H251V13H250ZM258 14H259V13H258ZM127 15H128V16H127ZM232 15H233V14H232ZM240 15H241V13H240ZM248 15H249V13H248ZM248 15H247V17L250 16V15H249V16H248ZM77 16H78V15H77ZM149 17H146V18H149ZM151 17H152V16H151ZM252 17H254V16H252ZM252 17H251V18H252ZM108 18H107V19H108ZM232 18H233V17H232ZM244 18H245V17H244ZM251 18H250V21H251ZM109 19H108V20H109ZM143 19H145V18L143 17ZM149 19H150V18H149ZM151 19H152V18H151ZM151 19H150V20H151ZM245 19H246V18H245ZM252 19H254V18H252ZM150 20H149V21H150ZM101 21H102V20H101ZM105 21H106V20H105ZM141 21H142V20H141ZM141 21H140V22H141ZM246 21H247V19H246ZM250 21H249V22H250ZM255 21L257 22V20H255ZM107 22L109 23V21H107ZM237 22H238V21H237ZM256 22H255V24H253L252 21H251L252 26L254 25L253 27H255ZM100 23H101V22H100ZM142 23H143V22H142ZM142 23H141V24H142ZM147 23H148V22H147ZM230 23H231V22H230ZM244 23H245V22H244ZM95 24H96V23H95ZM139 24H140V23H139ZM141 24H140V28H142V27H141ZM257 24H258V23H257ZM99 25L101 26V24H99ZM106 25H107V23H106ZM142 25H143V24H142ZM145 25H147V24H145ZM233 25H234L235 27L238 26L237 24H235V22H233ZM233 25H232V26H233ZM239 25H240V23H239ZM247 25H248L247 27H249V24H247ZM245 26H246V24H245ZM4 27H5V26H4ZM145 27L147 28V26H145ZM145 27H143L142 29H144ZM148 27H150V26L148 25ZM151 27H152V26H151ZM153 27L155 28L154 25H153ZM153 27H152V28H153ZM214 27H215V26H214ZM247 27H246V28H247ZM256 27H257V26H256ZM5 28H6V27H5ZM106 28H107V27H106ZM106 28H102V29H103V32H105L104 30H105ZM1 29H3V28H1ZM135 29H136V28H135ZM211 29H212V28H211ZM237 29H238V28H237ZM240 29H241V28H240ZM253 29H254V28H253ZM256 29H257V28H256ZM7 30H8V29H7ZM7 30H5L6 35H5V34L2 35L3 38L7 36V33L9 32V31L6 32ZM130 30H131V29H130ZM215 30H216V29H215ZM222 30H223V29H222ZM16 31H17V30H16ZM16 31H15V32H16ZM93 31H94V30H93ZM143 31H144V30H143ZM151 31L153 32L154 36L156 35V36L154 37L153 35H151L152 33L148 34L149 36L151 35V37L153 36L152 39L154 38V39L156 40L157 37H158V38L160 37V35L158 36V34H159V33H158V32H159L158 29L156 30V33H158V34L155 33V29H154V30H151ZM210 31H211V30H210ZM239 31H240V30H239ZM241 31H242V30H241ZM243 31H244V30H243ZM252 31H253V30H252ZM1 32H2V31L0 30V34H1ZM95 32H96V31H95ZM95 32H94V33H95ZM100 32H102V31L100 30ZM106 32H107V31H106ZM106 32H105V33H106ZM148 32H149V31H148ZM221 32H222V31H221ZM249 32L251 33V31H249ZM13 33H14V32H13ZM94 33H93V34H94ZM105 33H104V34H105ZM144 33H145V32H144ZM144 33H143V34H144ZM208 33H210V32H208ZM215 33H216V32H215ZM242 33H243V32H242ZM97 34H98V32H97ZM94 35H95V34H94ZM94 35H93V36H94ZM99 35H101V36L103 37V34H102V33H101V34L99 33ZM99 35H98V38L101 39V37H99ZM105 35H106V34H105ZM107 35H106V36H107ZM141 35H142V34H141ZM251 35H252V34H250V36H251ZM8 36H9V35H8ZM8 36H7V37H8ZM214 36H215V35H214ZM216 36H217V35H216ZM0 37H1V36H0ZM151 37H149V39H151ZM145 38H146V37H145ZM246 38H248V37H246ZM246 38H245V39H246ZM1 39H2V38H1ZM96 39H97V38H96ZM96 39H95V40H96ZM154 39H153V40H150V41H152V43H153V42L155 41ZM250 39H251V38L249 37V40H250ZM11 40H12V39H11ZM90 40H91V39H90ZM144 40H145V39H144ZM247 40H248V39H247ZM3 41H4V40H3ZM250 41H251V40H250ZM253 41H254V40H253ZM6 42H7V40H6ZM93 42H94V41H93ZM247 42H248V41H247ZM251 43H252V41H251ZM145 45H146V44H145ZM105 49H106V48H105ZM109 49H110V47H109ZM149 49H150V48H149ZM145 50H147V48H146ZM151 51H152V50H151ZM228 51H229V50H228ZM229 53H230V52H229ZM153 54H154V53H153ZM231 54H232V53H231ZM148 55H149V54H148ZM145 57H146V56H145ZM149 57H150V56H149ZM197 57H199L200 61L203 60V61H201V62H204L205 58H204V59H203V58H200V56H198V55H197ZM197 59H198V58H197ZM199 59H198V60H199ZM226 59H227V58H226ZM226 59H224V60H226ZM258 61H259V63L261 62V65H262L261 67H263V68H261L260 66H258ZM258 61L255 62V63H256V66L260 67V69H259V68H256V66H255L254 64H252V65H254V68L258 69V71L260 70L261 73L263 74L264 72L262 71V69L264 70V62H263L264 59H262V61H260V60L258 59ZM224 62H225V63H224ZM224 62H223V63H220V62H216V61H210V62L207 63V64H208V65H207L208 68H207V67H206V68H207V70H209L211 73H214V74H217V73L220 74V71H221L220 68L222 69L223 72H224V71L227 72V71H228V68H229L230 66H229V64L227 65V62H226V61H224ZM262 62H263V64H262ZM251 63H253V62H251ZM133 64H134V63H133ZM135 64H136V62H135ZM202 64H203V63H202ZM64 65H65V64H64ZM199 65H200V64H199ZM225 65H227V66H225ZM248 65H249V64H248ZM259 65H260V64H259ZM134 66H135V65H134ZM221 66H222V67L224 66V68L226 67V69L222 68ZM228 66H229V67H228ZM66 67H67V66H66ZM227 67H228V68H227ZM246 67H247V66H246ZM250 67H253V66H250ZM41 68H42V67H40V69H41ZM59 68H60V67H59ZM134 68H135V67H134ZM200 68H201V67H200ZM206 68L204 69V67H203L204 70H206ZM231 68H232V65H231ZM231 68H230V70L228 71V72H230V74L228 73V75L232 76L233 79H231V80H233L232 83H233V85L235 86L234 88H235V90H236V92H237V94H238L239 97L246 96V95H247V94H245L246 92H251V93L253 92L254 95H257L259 92H261V91L264 89V80H262V81H263V82H262L263 85H262V83H259V84H261V85H260V86H261V89H259V90H258V88H257V85H256V86H255V85L253 86V83L251 84L250 81H253L252 79L254 78V75H253V74H252V75H253V78L251 77V80H248L247 77H246V80H248L249 83H247V84H245V85H242V83H239V81H237V80L234 79L233 74H231V72H233V71H232L233 68H232V69H231ZM247 68H248V70H249V73H250V70L253 71V70H252L253 68H251V69H250L249 67H247ZM37 69H38V67H37ZM40 69H38V70H40ZM44 69H45V67H44ZM44 69H43V70H44ZM61 69H62V68H61ZM65 69H66V68H65ZM201 69H202V68H201ZM203 69H202V70H203ZM244 69H245V68H244ZM34 70H35V68H34ZM192 70H193V69H192ZM226 70H227V71H226ZM248 70H247L246 72H248ZM35 71H36V70H35ZM35 71H34V73H35ZM40 71H42V70H40ZM60 71H61V70H59V71L57 70V73L60 72ZM63 71L65 72L64 68H63ZM66 71H67V70H66ZM255 71H256V70H255ZM54 72H55V71H53V73H54ZM198 72H199V70H197V71L194 70V71H193V73H196V74H197ZM215 72H216V73H215ZM244 72H245V71H244ZM38 73L40 74V72H39V71L37 72V76H36L35 74H33V75L36 76V78H37L38 81H41V82H39V84L44 83V82H42L43 80H41V79H42V77L45 76V75L39 76ZM43 73H44V72H43ZM43 73L41 72V74H43ZM53 73H52V74H53ZM55 73H56V72H55ZM68 73H69V72H68ZM249 73H248V74H249ZM257 73H258V72H257ZM58 74H60V73H58ZM58 74H56V75L59 76ZM61 74H63V72H61ZM61 74H60V75H61ZM65 74H67V72H65ZM53 75H55V74H53ZM56 75H55L54 77H56V79H57V76H56ZM68 75H69V74H68ZM68 75H64L65 78H66V76H67L68 79H69L70 76H68ZM193 75H194V74H193ZM205 75H206V74H205ZM225 75H226V74H225ZM228 75H226V76H228ZM246 75H247V74H246ZM249 75H251V74H249ZM263 75H264V74H263ZM194 76H195V75H194ZM31 77H32V76H31ZM33 77H34V76H33ZM33 77H32V78H33ZM46 77L48 78V76H46ZM49 77H50V76H49ZM60 77H62V76H60ZM60 77H58V78L61 80ZM195 77H197V75H196ZM261 77L263 78L264 76L261 75ZM26 78H29V77H26ZM26 78H25V80H26ZM32 78H31L30 80H32V81L35 83V79H36V78H35V79L33 78L34 80H33ZM228 78H229V76H228ZM248 78H249V77H248ZM22 79H23V81H24V77H22ZM44 79H45V77H44ZM51 79H52V77H51ZM63 79H64V78H63ZM63 79H62V80H63ZM229 79H230V78H229ZM249 79H250V78H249ZM30 80L27 79V84H28V85L31 84V83H30ZM47 80H48V79H47ZM53 80H54V79H53ZM23 81H21V83H25V82H26V81H24V82H23ZM32 81H31V82H32ZM44 81H46V79H45ZM55 81H56V80H55ZM58 81H59V80H58ZM58 81H57V83L55 82L57 85H58ZM248 81H247V82H248ZM254 81L256 82L255 79H254ZM260 81H261V80H260ZM260 81H258V82H260ZM33 82H32V83H33ZM51 82H52V80H51ZM60 82H62V81H60ZM65 82H66V81H65ZM70 82H71V81H70ZM123 82H124V80H123ZM125 82H127V81H125ZM212 82L217 86V90H218V91H216V92H218V94H219L220 105H221V106H225V105L227 104V101H226L227 98H226V97H223V96H228V94H227L226 92L229 90V88H228V90L223 89L224 86H223L222 82H221V81L219 80V78L216 77V76H214V77L212 78ZM34 83H33V84H34ZM36 83H37V82H36ZM121 83H122V82H121ZM37 84H38V83H37ZM39 84H38V85H39ZM64 84H65V83H64V80H63V85H64ZM67 84H68V82H67ZM67 84H66V86H67ZM71 84H72V83H71ZM150 84H151V82H150ZM256 84H257V82H256ZM15 85H16V84H15ZM24 85H25V84H24ZM34 85H35V84H34ZM53 85H54V83H52V86H53ZM73 85H74V86H77V84H74V82H73L72 86H73ZM121 85H122V84H121ZM123 85H125V84H123ZM126 85H128V84H126ZM147 85H148V84H147ZM16 86H17V85H16ZM31 86H32V84H31ZM49 86H51V85H49ZM52 86H51V87H52ZM72 86H71V85H70V86L68 85V87H69L70 90H72L71 88H74V89L76 88V87H72ZM118 86H119V85H118ZM135 86H136V85H135ZM137 86H138V85H137ZM152 86H153V85H152ZM154 86H155V85H154ZM23 87H24V86H23ZM25 87H26V86H25ZM46 87H47V86H45V88H44V89H45V90H44L45 92L48 91V89H49V88L47 89ZM54 87H55V86H54ZM140 87H141V86H140ZM20 88H21V87H20ZM141 88H142V87H141ZM141 88H140V90H141ZM147 88H148V87H147ZM153 88H154V87H153ZM158 88H159V87H158ZM234 88H231V90L234 89ZM21 89H22V88H21ZM26 89H27V87L25 88V90H26ZM46 89H47V90H46ZM51 89H53V95H55V92H57V91H54V88H53V87H52ZM74 89H73V90H74ZM118 89H120V88H118ZM124 89H125V88H124ZM150 89H151V88H150ZM150 89H148V90L145 89V90H147V91L150 93V92L152 91V90L150 91ZM154 89H155V88H154ZM156 89H157V88H156ZM4 90H5V89H4ZM23 90H24V88H23ZM25 90H24V91H25ZM49 90H50V89H49ZM55 90H56V87H55ZM120 90H121V89H120ZM128 90H129V89H128ZM41 91H42V90H41ZM90 91H91V90H90ZM123 91H124V90H123ZM129 91H131V90H129ZM147 91H145V92L147 93ZM154 91H155V90H154ZM154 91H152L153 93H152V94L150 93V94L148 95V98L145 99V100L149 99L148 101H146V103H148V102L151 100V97H152V101H153V100H154L153 97L157 96V95L160 93V92H158L157 95H154V94H155ZM160 91H161V90H160ZM191 91H192V90H191ZM9 92H10V91H9ZM22 92H23V91H22ZM49 92L52 93V91H49ZM108 92H109V90H108ZM108 92H107V93H108ZM126 92H127V91H126ZM131 92H133V90H132ZM137 92H138V91H137ZM143 92H144V91H143ZM145 92H144V93H145ZM162 92H163V91H162ZM192 92L196 95V96L194 97V100H193V102L196 103V102L199 101L200 96H199V94H198L195 90H193ZM41 93H42V92H41ZM41 93H39V94H41ZM46 93H48V92H46ZM46 93H45V95H46ZM51 93H50V94H51ZM105 93H106V92H105ZM105 93H104V95L99 94V96L101 95L100 97H99L98 95H97V97H95L96 101H98V102L95 101V102L97 103L96 105H94V103H93L92 109H93V112H94V111H97V113L94 112V113H96V114H98V112H100L101 114H99V116H102V115H103V116L105 117V120H106V121L103 120L104 118H103V116H102L103 119L101 118V119H102V122H101V125H100V121H101L100 117L98 118V115H97V117H94V115H90V114H92V113H90V112L92 111V109L88 110V113H90L89 115L92 116V118L89 117L91 120L88 119V118H85V120L88 119V120H90V123H91V122H92V123L90 124L89 121L87 120L89 124H88L87 126H85L87 121L84 122V123H85L84 127H86V130H84V129H85V128H84L83 131L86 132V135L91 133V134H95V135L100 136L101 134L99 135V133H98V132H99V131H98V129H99L98 126H100V127L103 126V129H104L103 131H104V132L106 131V128H104V127H108V128H107V131H108V132H110V130H112L111 127H112V123H113V125H114V121H113V120H115V118H114L115 116H114V115L116 114V111H115V110H117V111H118V114H119V112H120L119 109H120V107L122 106V104H120L121 106L119 105L120 107L118 106V101H117L116 99H117L118 96L121 97V94H123V93L120 92V93H121V94H120V93L117 92V91H116V92H113L115 95H113V94H112V95H113V96H117V97H115L116 99H115L113 96H111V93H112V92H109V94H110L109 97H108V95L106 96L107 93H106V94H105ZM118 93H119V95H118ZM135 93H136V92H135ZM146 93H145V94H146ZM163 93H165V92H163ZM10 94H11V92H10ZM93 94H94V93H93ZM96 94H97V93H96ZM96 94H95V95H96ZM102 94H103V93H102ZM137 94H138V93H137ZM140 94H141V93H140ZM215 94H216L215 92H212V93L208 94V97H209V98H212V97L214 98V97H215ZM8 95H9V94H8ZM8 95H7V96H8ZM42 95H43V93H42ZM42 95H41V96H42ZM48 95H49V94H48ZM48 95H47V96H48ZM95 95H94V96H95ZM125 95H126V94H125ZM133 95H134V93H133ZM133 95H132V96H133ZM153 95H154V96H153ZM162 95H163V94H162ZM205 95H206V94H205ZM3 96H4V95H3ZM9 96H10V95H9ZM47 96H45L46 101H47V99L49 100V98H51L50 95H49L50 97H49V96L47 97ZM110 96H111V99H113L114 101L116 100L117 105H116V103L114 104V101H112L113 103H110V102H111L110 99H109ZM126 96H127V95H126ZM135 96H137V95H135ZM146 96H147V94H146ZM149 96H151V97H149ZM171 96H172V95H171ZM206 96H207V95H206ZM10 97H11V96H10ZM112 97H113V98H112ZM120 97H119V98H120ZM160 97H161V94H160L158 100H160ZM163 97H164L165 100H164V99H162V100L165 102V105L162 104L163 102H162L161 104H162L163 106H165V107H170V104H169V103H171V100L173 99V96L171 97L172 99L169 98V99H171V100H169V102L167 101L168 99L166 100V97H165V96H162V98H163ZM6 98H7V97H6ZM43 98H44V96H42V99L40 98V99H41V102H42L43 100H45V98H44V99H43ZM52 98H53V96H52ZM55 98H56V99H55ZM91 98H92V97H91ZM123 98H124V96H123ZM126 98H127V97H126ZM126 98H125V99H126ZM133 98H134V97H133ZM140 98H141V97H140ZM155 98H156V97H155ZM167 98H168V96H167ZM246 98H247V97H246ZM246 98H243V99H240V100H239L240 103H239V106H238V110L236 111L237 114L235 115V117H234V115H232V116L229 115L230 113H229V114H228V113H227V114H224V113L220 112L222 118H224V121L226 122V124H227L228 126H230V128L227 130V133H226V135L224 136V138H222V139L220 138L218 141H216V145H215V147H214V151H213L214 154L212 155L213 157L211 156V157L214 158L216 161L212 159L214 162H213V163L211 162V163H212V164L216 163V164H214V165H215V166H218L217 169H221V170H220L221 172H222V170L224 169V171H223L222 173L219 172V171H217L218 173H217V172H214V171H216L217 169L215 168V166H213V168H212V167H211L212 165L210 166V164H211L210 162H209L210 164H209V163H208V164L205 163L206 165L203 164V165L206 166L207 168L209 167L210 172H209V169H208V171H207V169H206L207 172L204 171V169H205L206 167H205L204 169H202L201 166L198 167V168H201L205 173H203V171H202L201 169H200V170H199L198 168H197V169H198L199 173H200V172H202L203 174H206V173H207V174H208V173H212V175H211V174L209 175L210 177L212 176V179H211V180H214V179H213L214 176H215V175L218 176V174H219V176L222 174V175H221V176H222V180H223L225 177L227 178V179H225V181H224V180H223V181L221 180V184H220V181H215L216 184H217L218 182H219V184H218V185H213V186H215V191H216L217 193L213 190V191L215 192V195H211L212 197H209V199L211 198V199H210V203H211L210 205H212V206H209V207L211 208L210 210H212V211H214V210H221V211H223V210H224V211H225V210H234V209L237 208V209H240V210H238V212H236L238 215H237V214H234V213L231 214L232 216H233V215H237V217L234 216L235 218H232V217H230L231 215H228V216H227V217L230 218V220H231L232 222H234V220H235V221L239 220V219L243 216V218H244L245 220H247L248 222L250 221L249 224L251 223V221H253V222H255L256 224H257V223H260V225H262V224L264 225V96H261L260 99H259L258 101H256V103H255V104H256V112L252 109V106H253L252 103H250L251 108L247 107V103H248L249 100H247ZM3 99H4V98H3ZM7 99H9V98H7ZM10 99H11V98H10ZM10 99H9V100H10ZM95 99H94V97H93V100H92V101H94ZM156 99H157V98H156ZM11 100H12V99H11ZM52 100H55V101H56V100H57V97L54 96V99H52ZM119 100H120V99H119ZM121 100L123 101L122 98H121ZM128 100H129V99H128ZM143 100H144V98H143ZM158 100H157V101H158ZM162 100H160V102H161ZM50 101H51V100H50ZM57 101H58V103H59V100H57ZM137 101H138V100H137ZM152 101H150L149 104H152V103H151ZM166 101H167V103L169 104V105L167 104V106H166ZM4 102H6V101H4ZM10 102H11V101H10ZM43 102H44V103H48V102H45V101H43ZM53 102H54V101H52L51 103H53ZM123 102H124V101H123ZM143 102H144V101H143ZM160 102H159V103H160ZM7 103H8V102H6V104H7ZM49 103H50V102H49ZM56 103H57V102H55V103H53V104H56ZM146 103H145V106H146L145 108H146V109H147V108L149 109V108H150L149 106H151V105L146 104ZM4 104H5V103H4ZM4 104L1 106L2 109H3V106H4V108L6 107ZM53 104H52V105H53ZM161 104H160V106L162 107ZM8 105H10V104H8ZM50 105H51V104H50ZM62 105H64V104L62 103ZM115 105H116V107L118 106L119 109H117L118 107L116 108ZM123 105H124V106H122L121 108H122V109H123V108L125 109L126 106H125L124 103H123ZM141 105H142V104H141ZM44 106H45V105H44ZM54 106H55V105H54ZM54 106H53V109H54ZM66 106H67V105H66ZM70 106H71V105H70ZM147 106H148V107H147ZM152 106H153V105H152ZM158 106H159V105H158ZM57 107H58V106H57ZM60 107H61V108H60ZM60 107L56 109L58 114H56V111H54V110L50 111V116L48 117V118L50 119V123H48V122H49V119H48V122H47V120H46V117H47V116L44 118V120H45L44 122H46V124L43 125V127H46L47 125H50V126H51V123L53 124L54 121L51 119V115H52L53 113H54V114H53V115H54L53 118H55L56 116H58V119H59V118L61 117L62 114L59 115V113H63L62 111H64V110L61 111V109L63 108V106H60ZM64 107H65V106H64ZM204 107H205V106H202V105H201V106L197 109V111H195V112L197 113V112L199 111V113H202V114H203V111L205 110ZM33 108H36V107H33ZM37 108L39 109L38 106H37ZM139 108H140V107H139ZM153 108H154V107H153ZM163 108H164V107H163ZM222 108H223V107H220L219 109L222 110ZM8 109H9V108H8ZM8 109H7L6 111H8ZM42 109H43V108H42ZM58 109H59L61 112H59ZM63 109L66 110V107L63 108ZM122 109H121V112L123 111ZM137 109H138V108H137ZM148 109H147V111L150 112V114H151V111H155V112H153V114L155 113V115H156L157 113L161 112L160 110H162V109H160V108H159V110H158V108H157L158 111H156V109H155V110H152V109H151V110H150V109L148 110ZM165 109H166V108H165ZM40 110H41V108H40ZM125 110H127V109H125ZM125 110H124L123 112L126 114V112H127L128 110H130V109H128L126 112H125ZM138 110H139V109H138ZM166 110H167V109H166ZM166 110H165V111H166ZM188 110L190 111L191 109H188ZM6 111H3V110H2V112H0V114H2L3 112L5 113ZM36 111H38V110L36 109ZM53 111H54V112H53ZM134 111H135V110H134ZM134 111H133V114H135V112H136V111H135V112H134ZM147 111H146V113H147ZM163 111H164V109H163ZM163 111L161 112V114L163 113ZM201 111H202V112H201ZM52 112H53V113H52ZM144 112H145V109H144ZM195 112H194V111L192 112V110H191V116L195 115ZM4 113H3V114H4ZM34 113H35V111L33 110V114H34ZM51 113H52V114H51ZM94 113H93V114H94ZM124 113H123V115L125 116ZM130 113L132 114L131 111H130ZM204 113H207V112L204 111ZM7 114H10V112H9V113H6V116H8ZM36 114H37V112H36L34 115H36ZM96 114H95V115H96ZM118 114H117L118 117L116 116V121H117V122L119 121V122H118V123H119V124H118L119 126H120V124L122 123V125L120 126L121 128L117 125L116 122H115L116 125H117L118 128H120V129H116V127H117L116 125H114L113 128H115V130H121V129H123V127H126V125H127V127L125 128V130L127 131V128H128V126H129L128 131H127L128 133H126V131L124 132V133H125V134H124L125 136L123 135L124 137H126V134H128V135L131 134V133H129V130H132V129H131V128H132L131 126H133V130H134V127H136L137 129H139L140 127L144 126V125H141V124H144V123L141 122L142 118H141V120H140V117L138 118V117H136L137 115L134 116L133 114H132L133 116H132V118H131V116L129 115V111H128V113L126 114V116L129 115L130 118H129V117H126V116H125L126 118H125V117H123V118H125V119L129 118L130 121H127V120L124 121L125 119H123V120L121 121L122 118H120V120H118V119H119V116H123L121 113H120L121 115H118ZM207 114H208V113H207ZM207 114H205V115L207 116ZM210 114H211V113L209 112L208 116H209ZM34 115H30L29 119H27V120L30 122L31 120L36 119ZM53 115H52V116H53ZM89 115H88V116H89ZM148 115H149V114H148ZM151 115H152V114H151ZM151 115H149L150 118H147V116H146V118L149 119L150 121H151ZM158 115H159V114H157V119H158ZM2 116H3V115H1L0 117H2ZM16 116H17V115H16ZM88 116H87V117H88ZM106 116H107V118L110 120V122H108ZM149 116H148V117H149ZM160 116H163V115H160ZM160 116H159V117H160ZM4 117H5V116H3V118H2L3 120H4ZM19 117H20V114H19ZM19 117H18V118H19ZM27 117H28V116H27ZM27 117H26V118H27ZM32 117H33V118H32ZM133 117H134V119H136V120L139 119V120H138V121H135V120H133ZM152 117H153V116H152ZM249 117H256L257 120H258V122L261 123V124L259 125V129H258V130H257V129H256V130L249 129L247 132H245V130H244L242 127H240L241 121L244 120V119H248ZM23 118H25V117H23ZM30 118H31V119H30ZM38 118L40 119V112H39V114L37 115V119H38ZM113 118H114V119H113ZM153 118H154V117H153ZM155 118H156V116H155ZM155 118H154L155 121H154L153 119H152L153 122L151 121V122L153 123V125H152V123H151L150 121H148V120L145 121V125H146L147 121L150 122V125H149V124L147 125V126H149L148 128H147V126L145 127V128H147V129H145V128H144V129H141V128H140L141 131L143 130L142 134L145 133V134L148 135L147 132H149V130H150V131H153V129H154V127H155V126H154V122H156V119H155ZM5 119H7V118L5 117ZM21 119H22V117L19 119L20 122L23 121V120H21ZM37 119H36V121H37ZM58 119H57V117H56V118L54 119L55 122H56V120H58ZM160 119H162L163 121H164V120L166 121V118L164 119L163 117H161ZM25 120H26V119H25ZM51 120H52L53 122H52ZM99 120H100V121H99ZM111 120H112V121H111ZM162 120H160V122H159V119H158L159 125H158V123L156 122V123H157V124L155 123V125L157 126L156 128H158V126H159V128H162V129H163V127L160 126V123H161V124L163 123ZM253 120H254V119H253ZM6 121H7V120H6ZM28 121H27V123H29ZM36 121H32V122H33L32 124L30 123L31 126H32V128L34 127L35 123H37ZM38 121H40V120H38ZM104 121H105L106 123H105ZM142 121H143V120H142ZM205 121H206V120H205ZM205 121L203 120L202 122H205ZM34 122H35V123H34ZM40 122H41V123H44L43 120H41ZM55 122H54V123H55ZM107 122H108L109 126H106V125H107ZM111 122H112V123H111ZM127 122H128V123H127ZM129 122H130V123H129ZM132 122H136V123L133 124ZM137 122H141V123L138 125ZM0 123H1V119H0ZM3 123H4V122H3ZM11 123H12V122H11ZM110 123H111V124H110ZM123 123H124L125 125H123ZM4 124H5V123H4ZM55 124H56V123H55ZM68 124H69V122H68ZM102 124H104V125H102ZM105 124H106V125H105ZM129 124H130V125L132 124V125L130 126ZM135 124H137V125H135ZM203 124H206V125H207V123H203ZM10 125H11V124H10ZM140 125H141V126H140ZM50 126H49V127H50ZM52 126L55 127L54 124H53ZM52 126H51V127H52ZM110 126H111V127H110ZM115 126H116V127H115ZM138 126H140V127L138 128ZM150 126H152L153 128L151 127L152 129H150ZM51 127H50V128H51ZM109 127H110V130H109ZM3 128H4V127H3ZM6 128H7V127H6ZM50 128H49V129H50ZM136 128H135V129H136ZM142 128H143V127H142ZM159 128H158V129H159ZM96 129H97V131H96ZM137 129H136V131H135L136 133L134 132V137H137V134H138V138L140 139V137H139L140 133H138V132H140V129H139V130H137ZM158 129H156V132L153 131V133H156V136L159 135L160 133L163 135V132H161L162 129H161V131H160V129H159V130H158ZM253 129H255V127H253ZM123 130H124V129H123ZM144 130H145L146 132H145ZM147 130H148V131H147ZM30 131H31V130H30ZM79 131H80V130H78V133H77V131H76V135L80 133ZM137 131H138V132H137ZM159 131H160V132H159ZM230 131H233V132H230ZM31 132H32V134H34L33 131H31ZM53 132H54V131H53ZM96 132H97V133H96ZM108 132H107V135H109L108 138H109V141H111L110 139H112L113 137L115 138V135H114V134H116V133H115L116 131H114V129H113V130L111 131V133L108 134ZM112 132H113V133H112ZM117 132H118V131H117ZM157 132H158L159 134H157ZM229 132H230V133H229ZM234 132H235V133H234ZM241 132H242L243 134H242ZM232 133H233L235 136L238 135V134H239V135L242 134V136H241V138H240V136H238V138H236L237 136L235 137V136L233 135V136L235 137V138H234V137L230 136V134L232 135ZM32 134L30 135L31 138H32V136H33ZM53 134H55V132H54ZM80 134H81V133H80ZM91 134H90V137H89V135H87L88 138H89V142H88V143H91V140H90V139H91L92 137H93L94 139H97L98 141L101 140V143L97 141V144L100 143V146H98V145H99V144H98V145H96V147H95V145H92V144H91L90 148H89V145H88V146H87L88 148H86L87 150H86V149H85V150H86V152H89V153H86V152H85L86 154H90V155L92 154V155H93V153H92V149H91L92 147L96 148V150L94 149L93 152L97 151V149H98L99 147H100V149H98V150H102L101 147H102V148L104 147L103 149H105V150H103V153L105 152V153L107 154L108 151H106V150H107L109 147L112 148L114 145H115V146H114V150H115V151H113V150L111 151V150H110L111 148H109V150H110L111 153L108 152V154L112 155L114 152H116L117 149H115V147H116L117 145H119V144H117L119 141H118V142H112V141H116V138H115V140H114V138H113L112 141H111V142L113 143V144H112L113 146L111 145V142L108 141V138H106V140L108 141V144H109L110 146H109V145H108V146H105L106 144L104 143V140H103V142H102V138L100 139V138L97 137V136H96V137H97V138H96V137H94L95 135H91ZM110 134L113 136L112 138H110V137H111ZM117 134H119V133H117ZM117 134H116V137L118 136L117 138H119V136H120L119 139L122 140V141H121L122 143H121V142H119V143H120V144H124V145H122L123 147H121V146H120V147H119V146L117 147V148H119L118 150L120 151V152L118 151L119 155L121 154L123 157L120 156L121 159H119V158H120L119 155H115L116 158H115V157H114V158H115L117 161L120 160L118 163H121V164L118 165V164L116 163V165H118L119 167H122V166L124 165V164H123L124 162H125V165H126V162H128V160H129L130 156L132 155V153H133V155L136 154V150H137L136 148H138V146L140 145V143H141V141H142L141 139H143V140L146 139V141H147L150 137H149V135H148L147 138H146L145 135H144V136H143V137L145 138V139H144V138L142 137V134H141V135H140V136H141L140 141H138L139 139L136 138V139H138L137 141L140 142V143H139V144L137 143L138 146H137V144L132 143V146H133V147H134V145H136V146H135L136 148L134 147V149H132L133 147H132V148L130 147V146H131V143H130V142H132V141L134 142V137H133V133H132L129 137L132 136L133 139H132V138L128 139V141H129V142H128V143H129V144H128V145H129L128 147H130L133 151L130 150L129 153H126V149H127V148H124V146H125V147L127 146V144H126L127 141H126L125 143H123V142H124V140L127 139V137H126V139H124V138L121 136V135H122L121 133H120L119 135H117ZM149 134L151 135L152 132L149 133ZM128 135H127V136H128ZM153 135H154V134H153ZM244 135H245V136H244ZM30 136H29V138H30ZM51 136H52V134H51ZM87 136H86V137H87ZM154 136H155V135H154ZM3 137H5V136H3ZM33 137H34V136H33ZM46 137H47V136H46ZM129 137H128V138H129ZM148 137H149V138H148ZM151 137H152V136H151ZM162 137H163V136H162ZM31 138H30V139H31ZM52 138H53V137H52ZM76 138H77V137H76ZM93 138H92V139H93ZM98 138H99V139H98ZM5 139H6V138H3L4 141H5ZM32 139H33V138H32ZM32 139H31V142L33 141ZM48 139H49V137H48ZM53 139H54V138H53ZM55 139H56V138H55ZM86 139H87V138H86ZM160 139H161V138H160ZM27 140H29V139H27ZM50 140H51V139H50ZM59 140H60V139H59ZM76 140H77V139H76ZM76 140H72V141L76 142ZM150 140H151V139H149V142L151 143L152 140H151V141H150ZM157 140H158V139H157ZM4 141L1 142L3 145H4V143H3ZM7 141H8V140H7ZM7 141L5 142V144H6V143L8 144L9 141H8V142H7ZM29 141H30V140H29ZM53 141H55V140H53ZM56 141H58V140H56ZM135 141H136V140H135ZM146 141H145V142L142 141V143L144 142V144H145ZM155 141H156V140H155ZM31 142H29V143L31 144ZM58 142H59V141H58ZM86 142H87V141H86ZM92 142H95V140H93ZM149 142L147 141L148 144L146 143V146H147V147H151V148L154 147V148H155V146H158V145H159V143H158V145H155V146L152 145V143H151V145H149V144H150ZM194 142H195V141H194ZM197 142H198V141H197ZM45 143H47V142H45ZM49 143H50V142H49ZM52 143L54 144V142H52ZM64 143H65V142H64ZM68 143H69V142H68ZM102 143H103V144H102ZM106 143H107V142H106ZM114 143H115V144H114ZM153 143H154V142H153ZM162 143H163V142H162ZM53 144H52V145H53ZM57 144H58V143H57ZM65 144H66V143H65ZM75 144H76V143H75ZM95 144H96V143H95ZM116 144H117V145H116ZM133 144H134V145H133ZM144 144H142V145H144ZM31 145H33V144H31ZM31 145H30V147H31ZM50 145H51V144H50ZM50 145H49V146H50ZM71 145H73V142L70 143V146H71ZM103 145H104V146H103ZM148 145H149V146H148ZM162 145H164V144H162ZM162 145H161V147H162ZM165 145H166V144H165ZM1 146H2V145H0V147H1ZM27 146H28V145H27ZM33 146H34V145H33ZM57 146H60V144L57 145ZM65 146H66V145H65ZM78 146H79V145H78ZM144 146H145V145H144ZM152 146H153V147H152ZM5 147H6V146H5ZM7 147H8V145H7ZM25 147H26V146H25ZM44 147H45V146H44ZM46 147H47V146H46ZM68 147H69V146H67V148H68ZM73 147H74V146H73ZM79 147H80V146H79ZM79 147H76V145H75V148H76V149H77V148L79 149ZM107 147H108V148H107ZM140 147H141V145H140ZM8 148H10V146H9ZM19 148H21V147H19ZM56 148H57V147H56ZM58 148H59V147H58ZM62 148H63V147H62ZM64 148H66V147H64ZM64 148H63L62 151H64ZM80 148H81V147H80ZM106 148H107V149H106ZM141 148H142V149L139 148L140 151H143V148H144V147L142 146ZM151 148H149V149H151ZM163 148H164V147H163ZM2 149H3V147L0 148V151H2ZM17 149H18V148H17ZM48 149H49V148H48ZM60 149H61V148H60ZM68 149H69V148H68ZM71 149H72V148L70 147V151H71ZM90 149H91V150H90ZM135 149H136V150H135ZM144 149H145V148H144ZM147 149H148V148H146L145 151H143V153H142V152H141V153L139 152L140 154H144V155H139L138 151H137V153H138L137 155H139V156H143V158L146 157V158H148V160H150L151 158L149 159V157H147L148 154H149L150 156H151V155H153V156L156 155L155 153H153V151H156L155 149H157V150H158V151L156 152V153H157V157H159V156L162 157V156H163V153H162V151H161L162 149H159V148H157V147H156L154 150L151 149L152 151H149V150L147 151ZM5 150H6V152H7V149H5ZM18 150H20V149H18ZM23 150H24V152H26L25 154H27V153L29 152L30 155H31V152H32L33 149L31 150V152H30V149H28V148L23 149ZM23 150H22V151H23ZM25 150H26V151H25ZM27 150H29V151L27 152ZM54 150H56V149H54ZM66 150H67V149H66ZM66 150H65V151H66ZM73 150H74V149H73ZM73 150H72V151H73ZM88 150H89V151H88ZM134 150H135V154H134ZM16 151H17V150H15V153L17 154ZM57 151H59V150H57ZM127 151H128V149H127ZM131 151H132V153H131ZM8 152H9V153H7V154H10V151H9V150H8ZM34 152H35V150H34ZM73 152H74V151H73ZM73 152H72V153H73ZM99 152H100V151L97 152V155H98ZM145 152L147 153V155H145V154H146ZM151 152H152V153H151ZM163 152H164V154H167V153L165 152V150H163ZM209 152H210V151H209ZM18 153H21V152L19 151ZM29 153H28V155H29ZM57 153H58V152H57ZM59 153H60V152H59ZM66 153H67V152H66ZM95 153H96V152H95ZM95 153H94V154H95ZM100 153H102V151H101ZM103 153H102V154H99L98 156L101 155V156L103 157ZM124 153H125V154H124ZM158 153H161L162 156H161V155H158ZM211 153H212V152H211ZM1 154H2V153H1ZM22 154H23V152H22ZM25 154H23V156H25ZM70 154H71V153H70ZM86 154H85V155H86ZM116 154H117V153H116ZM126 154H127L128 156H129L130 154H131V155H130L129 157H128V156L126 157V156H125ZM208 154H209V153H207V155H208ZM3 155H4V153H3ZM3 155L0 156V176H1V178H0V185H1V186H0V193H1L2 195L4 194V191H6L7 189L9 190L10 188H12L11 191L16 190V187H14V183H15V181H16L15 178L17 177V176L15 177L14 173H13V175H14V177H13L12 172H11V170L13 169L12 167H15V166H12L11 164H12L13 160H14V161L16 160V158L13 157V156H14V150H13V155H12V157H13L14 159H13L10 155H7L8 157H11V158L13 159L12 161H10V162H11L10 165H11L12 167H11V166L9 165V163H8V162H9V160H8L9 158L4 157ZM19 155H20V154H18V156H19ZM28 155H27V156H28ZM92 155H91V156H92ZM97 155H95V158L98 157ZM110 155L108 156V155H105V154H104V157L106 158V157L108 156V157L110 158V161H111L112 163H114V162L112 161V160H113V157H112V156H113L114 154H113L112 156H110ZM133 155L131 156V158H132L133 160H131V161L129 160L130 162H128L129 164H127V165H129V166L126 165L127 168H128V170L130 169L131 171H132V169L134 170V169H136L137 167L139 168V165L136 164V163H138L137 160H139V159L136 158L137 155H136V156H133ZM209 155H210V154H209ZM209 155H208V156H209ZM214 155H215V156H214ZM2 156H3V158H2ZM16 156H17V155H16ZM16 156H15V157H16ZM23 156L20 155L19 158L21 159V157H22V158L24 159ZM63 156H64V155H63ZM91 156H88L89 159H91V158H90ZM153 156H152V157H153ZM93 157H94V156H93ZM93 157H92V160H91V161H92L93 164H95L94 161H93V160H94ZM118 157H119V158H118ZM155 157H156V156H155ZM160 157H159V158H160ZM19 158H18V160L16 161L17 163L19 162ZM29 158H30V156H29ZM98 158H99V157H98ZM100 158H101V157H100ZM100 158H99V159H100ZM105 158H103V163H104V161L106 160ZM111 158H112V160H111ZM134 158H136L137 160L134 159ZM146 158H144V160H146ZM159 158H156V159H159ZM225 158H226V159H225ZM6 159H7V160H6ZM23 159L21 160V161H22V164H23V162H24ZM33 159H35V158H33ZM96 159H97V158H96ZM99 159H97V162H98ZM101 159H102V158H101ZM104 159H105V160H104ZM222 159H223V160H227V161L223 164L224 161H223ZM10 160H11V159H10ZM30 160L32 161V159H30ZM108 160H109V159H108ZM108 160H107V161H108ZM135 160H136L137 162L134 163ZM154 160H155V159H154ZM210 160H211V159H210ZM218 160L222 162V165H221V162H220L221 167H223V165H224L225 168H224V167H223V169L220 168V165L217 163ZM7 161H8V162H7ZM100 161H101V162H100V166H99V165H98V166H99V167H102V170H103V168H106V172H107L106 175H105L104 173H103L102 175L107 176V175L109 174V173H108L109 171H110V174H111V173L113 172V171H112V168L114 169V167H115L116 165H113V167H112L110 170H107V167L104 165V164H106V161H105L104 164L102 163V160H100ZM139 161H140V160H139ZM142 161H143V160H142ZM156 161H157V160H156ZM41 162H42V161H41ZM52 162H53V161H52ZM58 162H59V161H58ZM95 162H96V160H95ZM97 162H96V163H97ZM115 162H116V161H115ZM153 162H154V161H153ZM207 162H208V161H207ZM29 163H30V162H29ZM29 163H28V164H29ZM31 163H32V164H30V167H29L30 170H31V172H30V170H29V172L31 173V175L29 176V177H31V182L29 183V186L27 185L28 188H29V189H27V191H29V190H30V192H31V191H32V192L35 191V192H33V195H34V193H36L35 196H33V195L30 193L31 196L33 197L32 200H35L36 198L34 199V197H36V195H38V197H39V199H40V207H41V209H42V212H41V211H40V212H41L42 214H43L44 212H46L45 207L47 208V206H48V207L50 206V208H52V209L58 207L57 209L60 210V211H59V218H60L61 222H63V223H64V221H65V222H68V221L71 219V213H74V214L76 213V212H73L74 210H75V211L77 210V209H74L75 204L79 203L78 205H80V201H81V203H83V204H81L80 206H83V210H81V213H79V218L82 217V220H81V222H79V223H81V225H82V223H83L82 221H85V222H84L85 225H84V223H83V226H80V227H86V226H87V228H84V232H85V229H86V232L88 231V228L91 229V228H90L91 226L88 227V225H89L88 223L90 222L92 216H90V217H86V216H88V215L85 216V214H87V213L89 214V212L92 210V205H93V209H94L95 204L97 205L98 203H100V202H98V201H100V198H99V197H101V199H102L101 194H99V192H98V190H99V189H98V185L100 186L101 181H99L100 183H98V180H100V178H99V179H96V178L100 177V173H102L103 171H105V169L102 171L101 168H99L98 166H97V168H95L96 166H95L94 168H93V166H92V168H93V169H92V168H90V165H89V167H88V168H89V173H90V171H91V173H90L89 175H88L87 173H85V172H84V174H86V175H84V174L82 173V171L80 170V171H81L80 173L83 174V175L80 174V175H82V178L84 179L83 176H85V182H87L88 185L90 184V186H92L91 188H93V189L88 188V189H86L85 191L87 192V190L89 191V189H90L91 192L94 193V192H95L94 190H97L98 193L96 192V193H97L96 195H97V196L99 195V196H98V198H97V196H96V198H97V200H96L97 203H96V202H95V199H96V198L93 199V197L91 198V197L89 196V195H92V193H91L90 191H89L88 193H85V192H84V194H82V196L79 195V196H80V199H79V198H78V199H79L80 201L78 202V201H77L78 199L76 198L77 195L74 194V196H72V197H73L74 199L76 198V199H77V200H76L77 202L75 201V203H73V202H71V200H73V198L70 197V195H69V197H70L71 199L68 197V198L70 199V201H67L68 199L66 200V198H67L68 195H67L66 197H65V196L63 197V192H62V191H60V194H61V192H62V195H60L59 198H58V197H55V195L57 194V192H58L59 189H60V190H64L65 188H68L72 183H74V180H73V181L71 180V181H72V183H71L69 177L73 176V175H72V174H73V170H76V169L71 168V170H69L70 167H71L70 161L66 163V164H70V166L68 165V166H69V167H68L69 169H65V168H67V167H65L66 164H65V166L63 167V164H64L65 162H64V163L62 162L63 164H61V162H60V166L56 167L57 170H56V168L53 169L52 167H48V168H47V170H49V168H50V169H51L50 171L53 172V173H54V171H55V173H56V171H57V173H58V168L61 169L62 167H63L65 170H62V169H63V168H62L61 171H66V170H67V172H68V170H69V172H70V171L72 172V173H69V174L66 173V174H68V175H65L64 172L60 173V171H59V173H58L59 177H58V175L56 176V177L59 179L58 182H55L56 179H52V177H53V178H56V177H55L56 174H55V175H54L53 173L51 174L50 171H49V172H50L51 178H49L50 175L48 174V172L46 173V166H45V169L43 168V166H44L43 164H45V163H43V164H42V163H39V162H38V163H33V162H31ZM56 163H57V161H56ZM56 163L53 162L52 164H56ZM92 163H89V164H92ZM112 163L109 162V164H108V162H107L106 165L109 166L110 164L112 165ZM132 163H134L135 165H137V167L134 166V164H132ZM145 163H146V166H147L148 163H149V164H152V163H151V160H150V162L147 161V162H145ZM19 164H21V163H18V165H19ZM52 164H50V165L54 167V165H52ZM87 164H88V161H87ZM102 164H103L104 166H102ZM114 164H115V163H114ZM122 164H123V165H122ZM130 164H131V165H130ZM149 164H148V166H149V167H152L154 163H153L152 165H149ZM217 164H218V165H217ZM14 165H17V164L14 163ZM18 165H17V166H18ZM42 165H43V166H42ZM45 165H46V164H45ZM58 165H59V163H58ZM61 165H62V167H61ZM96 165H97V164H96ZM111 165H110V166H111ZM125 165H124V167H125ZM132 165L134 166L133 168L130 167V166H132ZM154 165H155V164H154ZM203 165H202V167H203ZM207 165H208V166H207ZM26 166H27V165H26ZM47 166H49V165H47ZM75 166H76V165H75ZM75 166H74V167H75ZM148 166H147V169L149 168ZM86 167H87V166H86ZM86 167H85V168H86ZM153 167H154V166H153ZM10 168H12V169L10 170ZM15 168H16V167H15ZM109 168H110V167H109ZM115 168L118 169V167H115ZM142 168H144V167H142ZM154 168H155V167H154ZM214 168H215V170H214L213 172H211ZM17 169H19V168H17ZM17 169H16V172H17ZM32 169H33V170H32ZM52 169H53V170H52ZM60 169H59V170H60ZM72 169H73V170H72ZM81 169H82V168H81ZM83 169H84V168H83ZM140 169H141V168H140ZM151 169H152V168H151ZM197 169H196V170H197ZM25 170H26V169H25ZM27 170H28V166H27ZM100 170H101V172H100ZM114 170H115V169H114ZM119 170H120V168H119ZM128 170L124 171L123 174H124L125 172H126V174H127V173L129 172ZM145 170H146V169H145ZM153 170H155V169H153ZM12 171H13V170H12ZM18 171H19V170H18ZM32 171H34L33 173H35V175L32 174ZM76 171H77V170H76ZM86 171H87V170H86ZM111 171H112V172H111ZM134 171H135V170H134ZM136 171H138V170H136ZM149 171H151L150 168H149ZM149 171H148V172H149ZM74 172H75V171H74ZM77 172H78V171H77ZM87 172H88V171H87ZM99 172H100V173H99ZM132 172H133V171H132ZM138 172H139V171H138ZM138 172H137V174H138ZM194 172H195V171H194ZM224 172H225V173H224ZM63 173H64L65 178L67 179V183H68V184L70 183V185L65 184V182L62 181V180H64V178L62 177V176H63ZM75 173H76V172H75ZM114 173H115V171H114ZM130 173H131V172H130ZM130 173L127 174V175H131V176H132V174H134V173H131V174H130ZM139 173H140V172H139ZM142 173H143V171H142ZM150 173H151V172H149V174H150ZM152 173H153V172H152ZM152 173H151V174H152ZM214 173H217V174H215V175L213 176ZM47 174H48V175H47ZM70 174H71V175H70ZM110 174H109V175H110ZM112 174H113V173H112ZM112 174H111V175H112ZM126 174L123 175L122 178L125 177L126 183H128V181H127V179H126V178H128V176H127ZM135 174H136V172H135ZM145 174H146V173H145ZM203 174H202V175H203ZM52 175H53V176H52ZM60 175H61V178H63V179H60ZM80 175L78 174V176H80ZM111 175H110V176H111ZM114 175H116V174H114ZM146 175H148V174H146ZM154 175H155V172H154ZM224 175H226V176H224ZM18 176H19V173H18ZM46 176H47V177H46ZM48 176H49V177H48ZM66 176H69V177L67 178ZM95 176H98V177L95 178ZM131 176L129 177L130 179H131ZM133 176H134V175H133ZM139 176H140V175H139ZM172 176H174V175H172ZM76 177H77V176H76ZM76 177L74 176V178H72V177H71V178H72V179H75ZM101 177H103V176H101ZM135 177L137 178V176H135ZM142 177H143V176H142ZM146 177H147V176H146ZM149 177H150V176H149ZM151 177H152V176H151ZM151 177H150V178H151ZM169 177L171 178V176H169ZM223 177H224V178H223ZM17 178H19V177H17ZM20 178H21V177H20ZM47 178H48V179H47ZM80 178H81V177H80ZM91 178H95V181H96V180H97V181L94 182ZM103 178H105V177H103ZM106 178H108V177H106ZM118 178H121V177H118ZM129 178H128V180H129ZM132 178H133V177H132ZM138 178H139V177H138ZM140 178H141V177H140ZM143 178H144V177H143ZM143 178H142V180H143ZM13 179H14L15 181H14ZM21 179L23 180V178H21ZM21 179H17V180L22 181ZM27 179H28V178H27ZM58 179H57V180H58ZM134 179H135V178H134ZM151 179H152V178H151ZM167 179L169 180V178H167ZM173 179H176V180H177L176 177H175V178H174V177L171 178V180H173ZM29 180H30V179H29ZM54 180H55V181H54ZM78 180H79V179H78ZM102 180H104V179H102ZM118 180H119V179H118ZM120 180H121V179H120ZM131 180H132V179H131ZM142 180H141V181H142ZM149 180H150V179H149ZM215 180H216V179H215ZM24 181H25V180H24ZM24 181H22V183H24ZM52 181H54V182L57 183L58 185L55 184V183H54L55 185H53V184L50 185V183H51ZM61 181L64 182V183L62 184ZM65 181H66V180H65ZM68 181H70V182H68ZM80 181H81V180H80ZM82 181H84V180H82ZM82 181H81V182H82ZM133 181H134V180H133ZM138 181H139V180H138ZM153 181H154V179H153ZM165 181H166V180H165ZM174 181H175V180H174ZM16 182H17V181H16ZM26 182H27V180H26ZM42 182L44 183V186H43V187H41V186H42ZM106 182H107V180H105V182L103 181V184L106 183ZM110 182H111V181H110ZM122 182H124V180H122ZM134 182H135V181H134ZM156 182H157V181H156ZM224 182H225V183H224ZM22 183L20 184V186H19V185L17 186V187H18V188H17V191H15V194L17 193L16 195L19 196L20 198H21L23 195H25V194L22 195V193H24V190H26V189H25L26 185H25V187H23L24 184L22 185ZM27 183H28V182H27ZM34 183H35L36 185H35ZM59 183H61V184H59ZM108 183H109V181H108L106 184H108ZM120 183H121V182H120ZM129 183H130V180H129ZM148 183H149V182H148ZM151 183H152V182H151ZM154 183H155V182H154ZM154 183H153V184H154ZM167 183H169V182H167ZM171 183L173 184V182H171ZM171 183H169V184H171ZM176 183H177V182H176ZM16 184H17V183H16ZM18 184H19V181H18ZM39 184H40V186H39ZM64 184H65V188L61 189V188H62L61 185H64ZM79 184H81V183H79ZM79 184H78V186H79ZM106 184H105V185H106ZM124 184H125V182H124ZM124 184L122 183V185H124ZM135 184H138V183L136 182ZM135 184H134V187H135ZM142 184H143V183H142ZM212 184H213V183H212ZM101 185H102V183H101ZM119 185H120V184H119ZM122 185H120V186H122ZM128 185H129V184H127V185L125 184L124 187H117V190H116V191L113 190V191L116 192L117 194H118V192H119L118 197L120 196V194L122 195V196H120L122 199H121L120 197H119V199H121V201L123 202V205H120V204H122V203H120V204H119V203H118V204L115 203V202H117L116 199H118V197H116L117 195H115V193H114V196H112L113 193H111V194H112V195H111V194L109 193L110 191L108 192V191L105 190V189H104V190L107 191V194L109 193L110 195L106 196L107 194H105V195L103 194V195H104L103 197H105V200H106V201L111 200L110 202H113V201L115 200V202H114L115 205L117 204V205H119L120 207H121V206H124V201H125V200L123 201V199H124V197L126 198L127 195H128V197H129V195H130L129 192L131 191V190L129 191V187H131V186L128 187ZM132 185H133V184H132ZM139 185H140V183H139ZM177 185H178V184H176V186H177ZM55 186H56L57 188H59V187H60V188L57 189ZM67 186H68V187H67ZM72 186H73V184H72ZM86 186H87V185H86ZM103 186H104V185H103ZM103 186H100V187L102 188ZM117 186H118V185H117ZM147 186H148V185H147ZM155 186H156V185H155ZM164 186H165V184H164ZM164 186H163V187H164ZM166 186H167V185H166ZM172 186H173V185H172ZM174 186H175V185H174ZM174 186H173L171 189H173V190L176 192L175 196L178 198V193H177V188H178V187H176V186L174 187ZM39 187H41V189H40ZM63 187H64V186H63ZM70 187H71V186H70ZM76 187H77V186H76ZM76 187H75V188H76ZM81 187H85V186H81ZM136 187H137V186H136ZM140 187H141V186H140ZM144 187H145V186H144ZM148 187H150V186H148ZM161 187H162V186H161ZM168 187H169V186H168ZM211 187H212V185H211ZM2 188H3V190H2ZM5 188H6V190H5ZM42 188H43V190H42ZM103 188H105V187H103ZM103 188H102V189H103ZM114 188H115V187H114ZM118 188H121V189H118ZM132 188H133V187H132ZM132 188H131V189H132ZM138 188H139V187H138ZM151 188H152V187H151ZM174 188H176V190H175ZM213 188H214V187H212V189H213ZM141 189H142V188H141ZM153 189H154V188H153ZM171 189H169V190H171ZM8 190H7V193H8ZM66 190H67V189H66ZM100 190H101V189H100ZM132 190H135V189H132ZM157 190H158V189H157ZM173 190H172V192H173ZM1 191H2V192H1ZM113 191H112V189H111V192H113ZM148 191H149V190H148ZM178 191H179V189H178ZM205 191H206V190H205ZM213 191L211 190V192H213ZM9 192H10V191H9ZM71 192H72V191H71ZM77 192H78V191H77ZM143 192H145V190H144ZM143 192H142V193H143ZM146 192H147V191H146ZM149 192H150V191H149ZM151 192H153V191H151ZM151 192H150V194H151ZM166 192H167V191H166ZM211 192H210V193H211ZM11 193H12V192H11ZM13 193H14V192H13ZM27 193H29V192H27ZM58 193H59V192H58ZM74 193H75V192H74ZM100 193H101V192H100ZM102 193H103V190H102ZM135 193H136V192H135ZM142 193H141V194H142ZM164 193H165V192H164ZM168 193H169V192H168ZM173 193H174V192H173ZM173 193H172L173 198H171V196H170V197L168 196L169 199H171V200L174 199V198H176V197L173 195ZM206 193L208 194V190L206 191ZM1 194H0V195H1ZM77 194H79V193H77ZM80 194H81V193H80ZM132 194L134 195V193H132ZM132 194H131V195H132ZM136 194H137V193H136ZM138 194H139V193H138ZM141 194H140V195H141ZM148 194H149V193H148ZM170 194H171V193H170ZM170 194H169V195H170ZM212 194H213V193H212ZM5 195H6V192H5ZM5 195H4V197H5ZM16 195H15V198H16ZM57 195H59V194H57ZM209 195H210V194H209ZM6 196H7V195H6ZM10 196H11V195H10ZM25 196H26V195H25ZM61 196H62L64 199H63ZM75 196H76V197H75ZM148 196H150V195H148ZM152 196H153V194H152ZM2 197H3V196H2ZM7 197H8V196H7ZM28 197H30V196L28 195ZM60 197H61L62 199H61ZM128 197H127V198H128ZM139 197H140V196H139ZM168 197H167V198H168ZM205 197H206V196H205ZM11 198L13 199V197H11ZM26 198H27V197H26ZM136 198H137V196H136ZM140 198H141V197H140ZM145 198H149V197H145ZM152 198H153V197H152ZM165 198H166V197H165ZM207 198H208V197H207ZM18 199H19V198H18ZM57 199H58L60 205L62 204V200H63V201L66 200V201H67V202L65 201L64 206L61 205V207L63 206V209H61V207H59L60 205L58 204ZM98 199H99V200H98ZM132 199H133V198H132ZM134 199H135V198H134ZM209 199H208V200H209ZM20 200L23 201L22 199H20ZM24 200H26V199H24ZM30 200H31V198H30ZM45 200L48 202V204H46L47 206L44 205L45 202H46ZM91 200L94 201L95 204H94V202H93V204H92L91 207H90L91 209L89 208L90 210H89V212H88V211H87L88 208L85 207V205H86L89 201H91ZM103 200H104V198L101 200V201H102V202H101L102 204H103V202H104ZM126 200H127V199H126ZM130 200H131V199H130ZM139 200H140V199H139ZM143 200H144V197H143ZM145 200H146V199H145ZM165 200H166V199H165ZM171 200L168 201V199H167L168 202L166 203V205H167L169 202L171 203ZM174 200H175V199H174ZM174 200H172V201H174ZM177 200H178V199L175 200L176 203L178 202ZM21 201H20V203H21ZM35 201H36V200H35ZM37 201H38V200H37ZM44 201H45V202H44ZM60 201H61V202H60ZM119 201H120V200H118V202H119ZM128 201H129V200H128ZM128 201H125V206H128V205H129V204L126 205V203H128ZM161 201H163V200H161ZM42 202H43V203H42ZM69 202H71V203H69ZM144 202H145V201H144ZM17 203H18V202H17ZM23 203H24V202H23ZM23 203H22V205H23ZM67 203H68V204H67ZM105 203H106V204H105ZM105 203H104V205H106V206H107V205H110V206H111V207H110V206H107L108 209H109V208H113V205H114V204L111 205L112 203L110 204L109 202H108L109 204H108L107 202H105ZM137 203H138V202H137ZM157 203H158V202H157ZM162 203H163V202H162ZM170 203H169V204H170ZM0 204H1V203H0ZM28 204H29V203H28ZM159 204H160V203H159ZM174 204H175V203L172 202V204H170V205H171L170 208H171L172 206H175ZM14 205H15V204H14ZM17 205H18V204H17ZM37 205H38V204H37ZM78 205H77L75 208H77ZM133 205H134V204H133ZM135 205H136V204H135ZM149 205H150V204H149ZM155 205H156V204H155ZM2 206H3V205H2ZM2 206L0 205L1 210L4 211L3 209L5 208V211H6V208H7V207L2 208ZM15 206H16V205H15ZM25 206H27V205H25ZM30 206H32V205H30ZM51 206H52V207H51ZM80 206H79L78 208H81ZM106 206H104L105 209H106ZM152 206H153V205H152ZM163 206H165V205H163ZM176 206H177V204H176ZM33 207H34V206H33ZM37 207H38V206H37ZM114 207H116V206H114ZM120 207H118V208L116 207V208H117V209H120ZM147 207H148V206H147ZM154 207H155V206H154ZM11 208H12V207H11ZM11 208H10V209H11ZM13 208H14V207H13ZM16 208H17V206L15 207V209H16ZM20 208H21V207H20ZM20 208H19V209H20ZM23 208H24V207H23ZM25 208H26V207H25ZM27 208H28V207H27ZM95 208H96V206H95ZM100 208H101V207H100ZM100 208H99V209L97 208L98 210H96V211L93 210V212H92V211H91V212L94 214V211H95V214L97 213L98 216L100 217L99 214L101 213V211H102V214H104V212H105V211L103 210V208H102V209H100ZM122 208H123V207H122ZM130 208H131V207H130ZM151 208H152V207H151ZM159 208H160V207H159ZM166 208H168V207H166ZM175 208H176V207H175ZM10 209H9V210H10ZM43 209H44V210H43ZM47 209H48V208H47ZM108 209H106V210H108ZM113 209H114V208H113ZM147 209H148V208L145 207V209H143V210L141 209V210H142V211L146 210V211L144 212V213H146V212H147ZM157 209H158V208H157ZM173 209H174V207H173ZM9 210H7V212H8ZM109 210H111V209H109ZM109 210H108V211H109ZM148 210H149V209H148ZM154 210H156V208H155ZM164 210H165V208H164ZM43 211H44V212H43ZM50 211H52V210H50ZM50 211H49V212H50ZM56 211H57V210H56ZM103 211H104V212H103ZM111 211H112V210H111ZM111 211H110V213H111ZM122 211H126V210H123V209H122ZM167 211H168V210H167ZM171 211H172V210H171ZM85 212H86V213H85ZM106 212H107V211H106ZM120 212H121V211H120ZM128 212H129V211H128ZM148 212L150 213V211H148ZM163 212H164V211H163ZM214 212H215V211H214ZM219 212H220V211H219ZM1 213H2V212H1ZM41 213H40V216H41ZM116 213H117V212H116ZM7 214H8V213H7ZM53 214H54V213H53ZM55 214H56V212H55ZM83 214H84V215H83ZM95 214L93 215V217H94V216H97V215H95ZM126 214H128V213H126ZM147 214H148V213H147ZM43 215H45V214H43ZM89 215H91V214H89ZM149 215H150V214H149ZM6 216H8V215H6V214H4V213H2V214L0 215V220H1V221H0V229L2 228V226H5V224H6L7 222L10 223V221H11V220L8 221V220L6 219ZM53 216H54V215H53ZM53 216H52V217H53ZM76 216H77V215H76ZM114 216H115V215H114ZM127 216H128V215H127ZM17 217H19V216H17ZM73 217H75V216H73ZM73 217H72V218H73ZM83 217H84V219H85V218H87V219L84 220ZM93 217H92V219H94ZM99 217H98V218H99ZM8 218H9V217H8ZM14 218H16V217H14ZM43 218H44V217H43ZM76 218H77V217H75V219H76ZM98 218H97V219H98ZM147 218H148V217H147ZM229 218H228V219L226 218V219H227L228 221H230ZM236 218H237V219H236ZM243 218H242V219H243ZM19 219H20V217H19ZM80 219H81V218H80ZM97 219H96V217H95L94 220L97 221ZM104 219H105V218H104ZM114 219H115V218H114ZM121 219H122V217H121ZM129 219H130V216H129ZM57 220H58V219H57ZM94 220H93V221H94ZM98 220H99V219H98ZM109 220H110V219H109ZM122 220H123V219H122ZM14 221H15V220H14ZM14 221H12V222H14ZM52 221H53V220H52ZM79 221H80V220H79ZM120 221H121V220H120ZM221 221H222V222H225V221H223V220H221ZM228 221H227L226 223H228ZM231 221H230V222H231ZM48 222H49V221H48ZM53 222H54V221H53ZM55 222H56V220H55ZM55 222H54V224H55ZM91 222H92V220H91ZM97 222H98V221H97ZM232 222H231V223H232ZM237 222H238V221H237ZM242 222H244V221H242ZM245 222H246V221H245ZM253 222H252V223H253ZM39 223H40V221H39ZM58 223H59V222H58ZM75 223H77V225L74 226V224H73V226L75 227V228H74V227H73V228L76 229V230H78V228H80V227L78 226V222H75ZM231 223H230V224H231ZM235 223H236V222H235ZM235 223H234V224H235ZM28 224H29V223H28ZM28 224H27V225H28ZM43 224H44V223H43ZM61 224H62V223H61ZM66 224H67V223H66ZM93 224H95V221L93 222ZM230 224L228 223V225H230ZM234 224H233V226H234ZM45 225H46V223H45ZM91 225H92V224H91ZM95 225H96V224H95ZM95 225H94V226H95ZM119 225H120V223H119ZM228 225H226V227H228ZM241 225H243V223H242ZM253 225H254V223H253ZM257 225H258V224H257ZM257 225H256V226H257ZM50 226H51V225H50ZM52 226H53V225H52ZM55 226H56V225H55ZM77 226H78V227H77ZM230 226H232V224H231ZM233 226H232V227H233ZM243 226H244V225H243ZM248 226H249V225H248ZM32 227H33V226H32ZM45 227H46V226H45ZM48 227H49V226H48ZM120 227H121V226H120ZM125 227H126V225H125ZM234 227H235V226H234ZM244 227H245V226H244ZM246 227H247V225H246ZM254 227H255V226H254ZM254 227H253V228H254ZM257 227H258V226H257ZM257 227H256V228H257ZM34 228H35V226H34ZM73 228H72V230H73ZM250 228H251V227H250ZM261 228H263V227L261 226ZM47 229H48V228H47ZM47 229H45V231H47ZM80 229H81V228H80ZM92 229H93V226H92ZM126 229H127V227H126ZM128 229H131V228H128ZM258 229H260V228H258ZM263 229H264V228H263ZM72 230H71V229H70V230H66V231H68V232L65 231V233H64L65 236H63V233H62V236L65 237V238H71V235H73V234H78V232H80V230H78V232H77L76 230H74L73 233H72ZM246 230H247V229H246ZM249 230H250V229H249ZM255 230H256V229H255ZM75 231H76L77 233H76ZM82 231H83V230H82ZM82 231H81V232H82ZM247 231H248V230H247ZM247 231H245V232H247ZM259 231H260V230H259ZM35 232H36V231H35ZM43 232H44V231H43ZM84 232H82V233H84ZM124 232H125V231H124ZM140 232H141V231H140ZM251 232H252V231H251ZM82 233H81V234L79 233V234L82 235ZM89 233H90V232H89ZM92 233H94V231H93ZM122 233H123V231H122ZM254 233H255V232H254ZM87 234H88V233H87ZM90 234H91V233H90ZM256 235H257V234H256ZM58 236H59V235H58ZM74 236L77 238V235H74ZM88 236H89V235H88ZM91 236H92V235H91ZM249 236H250V235H249ZM259 236H260V235H259ZM75 237H74V238H75ZM83 237H84V236H83ZM94 237H95V236H94ZM94 237H93V238H94ZM254 237H255V236H254ZM263 237H264V235H263ZM41 238H42V237H41ZM53 238H54V237H53ZM255 238H256V237H255ZM50 239H51V240H50ZM50 239L47 240L48 243L45 241V243H46V247H45V248L47 249V247H49V250L52 251V252L49 253V251L47 252V250L44 249V251L46 250V253H48V257H47V255H46V257L43 255V258H42V257H40L41 255L39 256V254H38V255L33 254V255H34V256H33V257H34V260H35L36 257H38L36 260H38L37 262H38L39 264H40V262H41V263H42V262L44 263V261H46L44 264H59V263H60V260L64 259V260H65L64 263L69 264L70 262L67 263V261H68V259H69V258H68V254H69V256H70V254H71L72 251L69 253L68 245H66L65 247L60 246V248H58V246L61 245V244L59 243V244L57 245V244H56V240H54V239H52V238H50ZM85 239H86V238H85ZM94 239H95V238H94ZM116 239H117V238H116ZM116 239H115V240H116ZM118 239L120 240L121 238H118ZM123 239H124V238H123ZM125 239H126V237H125ZM125 239H124V241H125ZM249 239H250V238H249ZM258 239H261V238L258 237ZM157 240H158V239H157ZM247 240H248V239H247ZM263 240H264V238L262 239V242H263ZM111 241H112V240H111ZM120 242H122V241H120ZM24 243H25V242H24ZM27 243H28V242H27ZM57 243H58V242H57ZM118 243H119V242H117V244H118ZM123 243H124V242H123ZM123 243L120 244V247H121V248L123 247ZM136 243H137V241H136ZM138 243H139V242H138ZM138 243H137V244H138ZM249 243H250V242H249ZM254 243H255V241H254ZM254 243H253V244H254ZM260 243H261V242H260ZM29 244H30V243H29ZM42 244H43V243H42ZM47 244H48V246H47ZM62 244H63V243H62ZM117 244H116V245H117ZM129 244H131V243H129ZM139 244H141V242H140ZM19 245H20V244H19ZM104 245H105V243H104ZM107 245H108V244H107ZM112 245H114V244H112ZM142 245H143V244H142ZM160 245H161V244H160ZM160 245H159V246H160ZM261 245H262V243H261ZM29 246H30V245H29ZM33 246H34V245H33ZM35 246H36V245H35ZM44 246H45V244H44ZM78 246H79V245H78ZM88 246H89V245H88ZM92 246H93V245H92ZM102 246H103V245H102ZM114 246H115V245H114ZM137 246H138V245H137ZM254 246H255V245H254ZM262 246H264V245H262ZM20 247H22V246H20ZM75 247H76V246H75ZM75 247H74V248H75ZM99 247H100V246H99ZM107 247H108V246H107ZM107 247L105 246V249H109V248H107ZM126 247H127V246H126ZM126 247L124 246V248H126ZM131 247H132V245H131ZM157 247H158V246H157ZM259 247H260V246H259ZM37 248H38V247H37ZM70 248H71V247H70ZM91 248H92V247H91ZM97 248H98V247H97ZM97 248L95 247V252L97 251V250H96ZM102 248H103V247H102ZM124 248H123V249H124ZM139 248H140V250H141L142 247H139ZM151 248H152V246H151ZM159 248H160V247H159ZM250 248H251V247H250ZM254 248H256V247H254ZM254 248H253L252 251H254ZM26 249H27V248H26ZM34 249H35V248H34ZM71 249H72V248H71ZM79 249H80V248H79ZM86 249H87V248H86ZM123 249H122V250H123ZM128 249H129V248H128ZM128 249H127V250H128ZM155 249H156V248H155ZM263 249H264V248H263ZM263 249L261 248V251H262ZM18 250L21 251V248L18 249ZM83 250H84V249H83ZM102 250H103V249H102ZM119 250H120V249H119ZM127 250H126V251H127ZM153 250H154V249H153ZM156 250H158V249H156ZM27 251H28V250H27ZM29 251H30V250H29ZM73 251H74V250H73ZM77 251H79V250H77ZM81 251H82V250H80V252H81ZM112 251H113V250H112ZM117 251H118V250H117ZM259 251H260V250H259ZM17 252H18V251H17ZM37 252H38V251H37ZM86 252H87V251H86ZM99 252H100V251H99ZM101 252H103V251H101ZM108 252H109V251H108ZM114 252H115V251H114ZM127 252H128V253L126 254V256L129 254V251H127ZM136 252H137V251H136ZM136 252H135V253H136ZM35 253H36V252H35ZM46 253H45V254H46ZM78 253H79V252H78ZM118 253H119V252H118ZM125 253H126V252H125ZM130 253H131V252H130ZM137 253H138V252H137ZM137 253H136V254H137ZM139 253H140V252H139ZM148 253H149V252H148ZM261 253H262V252H261ZM42 254H43V252H42ZM80 254H81V253H80ZM80 254H79V256H80ZM99 254H101V253H99ZM112 254H113V252H112ZM115 254H116V253H114V255H115ZM123 254H124V253H123ZM153 254H154V253H153ZM156 254H157V253H156ZM252 254H253V253H252ZM256 254H257V253H256ZM263 254H264V253H263ZM18 255H19V254H18ZM28 255H29V254H28ZM49 255H50V256H49ZM77 255H78V254H77ZM81 255H82V254H81ZM89 255H90V254H89ZM261 255H262V254H261ZM16 256H17V255H16ZM20 256H21V254H20ZM35 256H36V257H35ZM110 256H111V255H110ZM117 256H118V255H117ZM119 256H120V255H119ZM129 256H130V254H129ZM131 256H132V254H131ZM137 256H139V257H137ZM140 256H141V257H140ZM144 256H145V255H144ZM170 256H171V255H170ZM22 257H23V256H22ZM39 257H40V258H39ZM71 257H72V256H71ZM71 257H70V258H71ZM83 257H84V256H83ZM83 257H82V258H83ZM86 257H87V256H86ZM90 257H92V256H90ZM103 257H104V256H103ZM105 257H106V256H105ZM105 257H104V258L101 257L102 260H100L99 255H97V254L94 255V254H93V258H90L91 260H89V261H90L91 264H113V263H115V262H113V258H107V257L105 258ZM127 257H128V256H127ZM127 257H125V259H124V258H123V259L118 258L119 261L116 262V264H127V263H128V262L126 263V261H127V260H126ZM136 257H137L136 259H142V260H141L142 264H146V263L148 264V263H150V260H149L150 258H148V256H146V257L148 258L149 261L146 260L145 257H142V255H138V254H137ZM152 257H153V256H152ZM31 258H32V256H31ZM31 258H29V259H31ZM41 258L44 259V260H42V261L40 260V261H39V259H41ZM87 258H88V257H87ZM132 258H135V256H132ZM154 258H155V257H154ZM8 259H9V258H8ZM8 259H7V260H8ZM12 259H13V258H12ZM26 259H28V258H26ZM29 259H28V260H29ZM78 259H79V258H78ZM84 259H85V258H84ZM118 259H117V260H118ZM130 259H131V258H130ZM136 259H133V261L136 260ZM166 259H167V258H166ZM172 259H173V258H172ZM253 259H254V258H253ZM2 260H3V259H2ZM18 260H19V259H18ZM34 260L32 259L31 262L33 263ZM64 260H63V261H64ZM66 260H67V261H66ZM162 260H163V259H162ZM169 260H171V259H169ZM0 261H1V260H0ZM24 261H26V260H24ZM63 261H62L60 264H62ZM76 261H77V260H76ZM85 261H86V260H85ZM89 261H88V262H89ZM136 261L139 262L138 260H136ZM136 261H135V262H136ZM144 261H145V263H144ZM146 261H147V262H146ZM153 261H154V260H153ZM160 261H161V260H160ZM166 261H167V260H165L164 262H166ZM31 262L28 261L29 264H30ZM37 262H36V264H37ZM73 262L76 263L75 261H73ZM78 262H79V261H78ZM141 262H139V263L141 264ZM167 262H168V261H167ZM171 262H172V261H171ZM6 263L8 264V262H6ZM17 263H18V262H17ZM19 263H20V262H19ZM19 263H18V264H19ZM32 263H31V264H32ZM85 263H86V262H85ZM90 263H88V264H90ZM132 263H133V262H132ZM139 263H138V264H139ZM1 264H2V263H1ZM25 264H26V263H25ZM34 264H35V263H34ZM128 264H129V263H128ZM161 264H162V263H161ZM164 264H165V263H164Z\"/></svg>", "mask_w": 264, "mask_h": 264}]
</instances>
